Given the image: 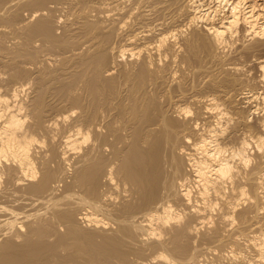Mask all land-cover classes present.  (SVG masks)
I'll list each match as a JSON object with an SVG mask.
<instances>
[{"label":"rangeland","instance_id":"374dc122","mask_svg":"<svg viewBox=\"0 0 264 264\" xmlns=\"http://www.w3.org/2000/svg\"><path fill=\"white\" fill-rule=\"evenodd\" d=\"M2 1V2H1ZM10 1H13V0H10ZM9 0H0V8L1 7H4V6H6L7 4V6H9L10 4L9 3H11ZM27 1V0H26ZM25 0H23V2L22 1H20V3L18 2V4L16 3V1L14 2L15 4V7H13L12 8V10H10L9 11V13L8 12H6V14L4 15L5 17H1L0 18V23H1V25H0V27H2V26H4V28H3V31L0 29V35L2 36H4V37H0V44L2 43V45L0 46V49H1V51H0V59L2 58V57H4V58H2L1 60H0V62L1 61H3L4 63H0V76H3V77H1L0 78V84H2L3 85V87H2V85H0L1 87H0V89H2V93H4V92H7V90H10V89H12L11 87H12V83H10V82H12L13 80H12V77H14L13 79L14 80H17V81H19L20 79L22 80V79H24V81H26V80H28V79H30V80H28L26 83H28V84H26V86H25V92H24V90L20 93L22 96H24V97H22V98H20V95H19V100H23L24 102H25V105L27 106H24V108L21 110V114H22V116H23V118H24V120H25V127L28 125V127L29 128H31L32 130V132H37L36 133V141L34 142V148H33V150H32V153L33 154H31V155H33L32 156V161L34 160L35 162H33V164L35 163V165H34V167L36 168L37 166H38V169L36 168L35 170L37 171V174L36 175H39V176H36L37 177V179L36 178H34L35 180H28V182H27V180H25L24 181V183H23V185H24V187H22L23 185H21V184H16V178H18V175H20V176H22L20 173H17L16 171H15V166L14 165H12V168L10 169V171H14V172H12V173H10L9 174V176L7 175V174H3L2 176H3V178H2V176H1V178H0V185L2 184V190H1V188H0V192L2 191H4L3 193H1L0 194V201H2V204H1V202H0V206L2 205H4L5 204V206H3V207H6V205L7 206H9V207H6V208H10L11 207V209H13V210H16L15 212L17 213H19L20 214V216L22 217H24V216H26V215H30V217L31 218H29V221L30 222H34V223H36L37 224V228L39 227V229L38 230H40V228H41V230L40 231H37V233L35 234V235H37V234H39L38 232H41V231H43V233H44V229L46 230V233L45 234H43V238H42V242H43V244L45 243H47L45 246L47 247V246H49L50 248L49 249H54V253H55V255H54V253H53V251H51L50 253H48V254H46L45 255V258H42V260L43 261H41V259H39V253L38 254H36V253H34V254H36V256L34 255V256H32L31 257V260H32V262L31 263H33V264H39V261H41V263L40 264H99L98 262H96V261H90V262H88L87 261V263H86V260H89V255L90 254H87L85 251H82L81 249H78L79 247H75L74 248V245H75V243H73V242H76L77 241V239H76V237H75V235H73V234H70V224H68V223H66L65 221H63L60 217H59V213H60V211H62V213L63 212H69V211H71V210H73V205H75L76 203V205L74 206V210L76 211V212H78V213H76L75 211V213L74 214H77V215H75V217L74 218H76V216L78 217V216H81L80 214L81 213H83V212H85V207H86V205L88 204H85V203H83L82 201V205H81V203H79L80 202V200H82L84 197H86V199H88V201L89 200H91V199H93L92 201H94V198H90V195L91 194H89L88 196H89V198H88V196H87V194L88 193H90L88 190H89V188H88V186H87V188H88V190L86 189V185L84 186V185H81V184H76V182L75 183H70V181H72L73 179H74V181H75V176L74 175H76V173L75 172H77L76 170H78V169H80V164H82L83 162H81V163H78L79 162V158L81 159V160H83L84 159V155L88 152V150H91V146H93L92 148L93 149H98L99 150V148H97L95 145H93L94 143H91V140H93V142H102V140H100V139H104V140H106L107 141V143H108V145H106L105 146V150H104V152H100V150L99 151H97L96 149V151H95V154H97V156H95L94 158L95 159H98V160H96V161H98V165H104L105 167H106V165H109V164H111V163H113V162H120V159H122V158H120V157H116V156H112V158L114 159V161L112 162H110V159H112V158H110L111 157V155H115V153L117 152H119L120 150H121V148H122V150L123 149H125L126 150V152H125V154L127 155V154H129V150L131 151L130 152V154L132 153V151H133V142L134 141H132V140H135V136L136 135H133L135 132V134H137V131H136V129H129V131L130 130H132L133 131V134H131V132L132 131H130V132H127V131H123V130H119L120 131V133H119V131H118V133H119V135H118V133H115L114 131V135H112V134H110L109 136L108 135H106L107 134V131H108V129L107 130H105L104 129V131L103 132H97L98 133V136H96L95 134H97L96 132L95 133H92L91 135V138H93V139H89V143L87 142V141H81V143L79 144L80 146L78 147V149L76 148V149H70L69 151H71V155H72V158H71V155L69 154V153H67V155H69V156H66V154H65V156H66V160L63 158V155H59V153H61V151L63 152L64 150H66V147L64 146V143H63V139L65 138V136L67 135V134H69V133H71L70 131H67V129L68 128H66L68 125L70 126V125H72V126H70L69 127V129H72V128H74L75 127V124H77L78 123V120H79V118H80V116H82V115H84L85 114V110H86V108L88 107L89 108V102H90V104H91V102H92V94L86 89V84H85V82H83V80L82 79H76V81H74L75 82V84L73 83V87H72V84H69L74 78H76L75 77V74H72L71 76L70 75H66V76H70V77H63V75H61L62 73H66V72H62V71H64V68H66V66H67V69H69V68H71V66H72V68H73V70L72 69H69V72L72 70V72H78L79 71V69H80V72H82L83 70H86L85 69V66H86V68H87V65H89V63L91 64V63H93L95 60H97L100 56H97L98 55V53L97 52H100L99 51V49L100 50H104V54H102V55H104L105 56V54H106V56L108 57V60H109V63H110V61L111 62H114L115 60V58H116V53L115 52H117V51H114V52H112L114 49H118V48H120V46L122 47L123 46V44L125 45V43H127V41H126V39L131 35V34H133V32H135V33H137V29L139 28V29H141V30H139L138 29V32H140V31H142L143 33H145L147 30H151L152 32H153V29H154V32H153V34H156V32H157V34L159 33L160 34V32L162 33V32H164L165 31V28H166V31L168 30H170V28L171 29H177L179 26V28L180 29H182L183 31H182V33L178 30V32L177 33H180V34H176L174 37H172L173 38V42L171 41L172 40V38L169 40V42H168V44L169 43H172V44H176V43H178L181 39H184L183 37L185 36V38H187V37H189V36H191L192 35V33H191V35H190V32L189 31H192V32H198V30H202V28H203V23H201V25L202 26H200V23L199 24H196L195 26H190V25H188L187 24V22H188V16H191L193 13H194V10L193 9H189L188 10V8L187 7H185L184 5L186 4V6L188 5L187 3H186V1H189L190 2V0H179V1H182V3L180 2L179 3V1L178 2H176V0H173V3H174V6L172 5L173 3H172V1L171 0H167L168 2H165L166 3V5L167 6H165L164 4H162L161 3V5H160V7L159 8H161V10H159V12H155L154 14H156V15H154L153 17H154V19H155V21H154V19L152 18V17H150L152 14H150V15H147V16H142L141 15V8H143L142 6V4L141 3H145L144 5V8L143 9H145V10H148V7H149V9L151 10V5H153L154 3H156L158 0H150L151 2H149V1H143V0H104L105 1V4H103V2H102V0H50L51 2H49V0H37V1H40V3H37V4H42V8H39L40 6L38 5H33V7H32V5H29L28 4V2H26ZM30 1V0H29ZM44 1H46L45 3H46V5H44L45 3H44ZM62 1V2H61ZM70 1V2H69ZM76 1V2H75ZM80 1H81V3H80ZM83 1V2H82ZM111 1V2H110ZM114 1H116L115 3L117 4V6H116V4L115 3H113ZM133 1V2H132ZM134 1H136V3L134 2ZM142 1V2H141ZM154 1V2H153ZM156 1V2H155ZM162 1H164V0H162ZM162 1H158V2H162ZM175 1V2H174ZM192 1V0H191ZM196 2H197V4H201V5H203V3H206V4H204L203 5V7L202 8H204V9H209L211 6L214 8L215 6H217L216 4H217V2H215L214 0H195ZM200 1V2H199ZM211 1V2H210ZM213 1V2H212ZM9 2V3H8ZM24 2H26V4L24 3ZM43 2V3H42ZM57 2H58V4H57ZM66 2H68L69 4L67 5V3ZM75 2V3H74ZM78 2V3H77ZM118 2V3H117ZM127 2V3H126ZM130 2V3H129ZM137 2H138V4L140 5V6H138V4H137ZM170 2H171V8H170ZM202 2V3H201ZM209 2V3H208ZM3 3V4H2ZM22 3H24V4H22ZM34 3V2H33ZM54 3V4H53ZM60 3H62V6H63V4L65 3L66 5H65V7L63 6V8H61L62 6H61V4ZM71 3H72V5H71ZM83 3V4H82ZM113 3V4H112ZM132 3V4H131ZM147 3V4H146ZM169 5H168V4ZM176 3V4H175ZM179 5H178V4ZM212 3V4H211ZM49 4V5H48ZM51 4L54 6H51ZM78 4V5H77ZM136 4H137V6H136ZM150 4V5H149ZM180 4H181V7H179L180 6ZM196 4V3H195ZM210 4H211V6H210ZM215 6H214V5ZM25 5V6H24ZM28 7H27V6ZM58 6V9H57V6ZM70 5V6H69ZM130 5V7L132 6V8H129L128 6ZM147 5V6H146ZM183 5V6H182ZM206 5V6H205ZM6 6V7H7ZM30 6V7H29ZM44 6H46V7H44ZM48 6V7H47ZM59 6H61V7H59ZM77 8H76V7ZM80 6V7H79ZM173 6V7H172ZM22 7V8H21ZM36 7V8H35ZM38 7V8H37ZM54 9H53V8ZM74 7V8H73ZM87 7V8H86ZM91 7V8H90ZM125 7H127V8H125ZM137 7H138V9H137ZM164 7V8H163ZM165 7H166V9H165ZM176 7V9H181V11L179 10V12H178V10H176V9H172V8H175ZM179 7V8H178ZM183 7H184V9H183ZM209 7V8H208ZM210 8V9H213V8ZM226 7H227V9H226ZM47 8V9H46ZM48 8H51V9H48ZM60 8V9H59ZM69 8V9H68ZM134 8V9H133ZM140 8V9H139ZM163 8V9H162ZM187 8V9H186ZM228 8H230V5H226L221 11H218V13H219V15H223V13H224V15H225V13H227V11H229L228 10ZM25 9V10H24ZM34 9L36 10V9H39V14H38V16L40 17V18H42L43 20L45 19V20H48L49 21V23L50 24H52V25H50V26H52V28L51 29H53V27H54V29H56L57 30V33H56V30L54 31V29H53V35H54V37H55V39H59L60 38V40H55L53 37L52 38H47V37H42L43 35H41V37H40V35H39V33L38 32H36L35 34H31V36L30 35H28L29 33H30V31L28 32V30L29 29H27L28 28V26L27 25H30V26H32L34 23L36 24L37 22H38V19H40L39 17H32L33 18V20H32V18H31V15H32V13H34L35 11H34ZM42 9V10H41ZM44 9V10H43ZM82 9V10H81ZM142 9V10H143ZM165 9V10H164ZM224 9H226V10H224ZM19 11V12H14V11ZM31 10H33L34 12H32ZM48 10H50L49 12H51L50 14H48ZM58 10V11H57ZM62 10V11H61ZM71 10V11H70ZM132 10V11H131ZM136 10V11H135ZM140 10V11H139ZM170 10V11H169ZM172 10V11H171ZM174 10H175V14H174ZM188 11L189 13H187V12H185V11ZM21 11V12H20ZM27 11V12H26ZM29 11V12H28ZM30 11H31V15H30ZM40 11H41V13L42 14H44L45 12L47 13V15H50V16H47V15H45L44 14V16H46V17H42V14L40 13ZM54 11V12H53ZM91 11H93V12H91ZM129 11V12H128ZM163 11V12H162ZM177 11V12H176ZM183 11V12H182ZM224 11V12H223ZM226 11V12H225ZM57 12V13H56ZM66 12V13H65ZM135 12H136V14H135ZM140 12V13H139ZM160 12L162 13V14H160ZM166 12V13H165ZM171 14V16H173V15H176L175 16V18H174V16H173V18L172 17H170V14ZM173 12V13H172ZM184 12H185V14H184ZM192 12V13H191ZM220 12H221V14H220ZM8 13V14H7ZM19 13V14H18ZM84 13V14H83ZM90 13H92V14H90ZM133 13V14H132ZM139 14V16H138V14ZM163 13H165V15H163ZM86 14V15H85ZM132 14V15H131ZM166 14H167V16H166ZM169 14V15H168ZM173 14V15H172ZM184 14V15H183ZM188 14V15H187ZM195 14V13H194ZM193 14V15H194ZM8 15V16H7ZM17 15L18 16H20V17H17ZM24 17H22V16ZM27 15V16H26ZM85 15V16H84ZM139 17H137V16ZM158 15V16H157ZM163 17H161V16ZM16 16V17H15ZM26 16V17H25ZM55 16V17H54ZM59 16V17H58ZM87 16H90V17H87ZM91 16H93V17H91ZM134 16V17H133ZM165 16V17H164ZM169 16V17H168ZM178 16V18H177V20H176V17ZM182 16V17H181ZM184 16V17H183ZM9 17V18H8ZM21 17H22V19H24V22L25 21H27L28 19V17H29V20H32V22L30 21V23H29V21H27V22H25V23H23L24 25H19L20 24V19H21ZM131 17V18H130ZM136 17V18H135ZM140 17H142L141 18V20H140ZM146 17V18H145ZM148 17V18H147ZM157 17L159 18V17H161V20H160V18L159 19H157ZM5 20H8V21H5ZM11 18V19H10ZM31 18V19H30ZM133 18H134V21H133ZM170 18H171V20H170ZM185 18V19H184ZM22 19H21V22H23L22 21ZM63 19V20H62ZM136 19V20H135ZM143 19V20H142ZM148 19H149V21H148ZM151 19V20H150ZM157 19V20H156ZM179 19V20H178ZM187 19V20H186ZM59 20H60V22H59ZM138 20V21H137ZM147 20V21H146ZM165 20H166V22H165ZM172 20H173V23H172ZM186 20V21H185ZM136 21V22H135ZM146 21V22H145ZM153 21V22H152ZM159 21V22H158ZM161 21V22H160ZM175 21V22H174ZM56 22V24H54ZM134 22V24H132ZM140 22V23H139ZM162 22H165V23H162ZM168 22V23H167ZM187 24H185V23ZM2 23H4V25L2 24ZM29 23V24H28ZM65 25H64V24ZM142 23V24H141ZM146 23H147V25H146ZM152 23V24H151ZM157 24V26H156V24ZM160 23H162V25H160ZM170 23V24H169ZM177 23V24H176ZM182 23V24H181ZM10 24V25H9ZM22 24V23H21ZM25 24H26V26H25ZM32 24V25H31ZM54 24V25H53ZM138 24L141 26V25H143L142 27H138ZM166 24H168V26H166ZM172 24V25H171ZM175 24V25H174ZM186 25V26H184V25ZM16 25H19L18 27L16 26ZM61 25H63V26H61ZM68 25H69V27H68ZM145 25V26H144ZM151 25V26H150ZM154 25V26H153ZM179 25V26H178ZM8 28H7V27ZM61 26V27H60ZM131 26V27H130ZM137 26V27H136ZM162 26V27H161ZM177 26V28H175ZM17 27V28H16ZM26 27V29H24ZM56 27V28H55ZM59 27V28H58ZM147 27V28H146ZM151 27V28H150ZM154 27V28H153ZM155 27L157 28L156 30H155ZM168 27V28H167ZM186 29H185V28ZM188 27V28H187ZM190 27V28H189ZM7 28V29H6ZM14 28V29H13ZM21 28V29H20ZM69 28V29H68ZM131 30H130V29ZM144 28H146V29H144ZM149 28V29H148ZM164 28V29H163ZM178 28V29H179ZM196 29V30H193V29ZM199 28V29H198ZM4 29H6L5 31H4ZM65 29H67L66 31H65ZM114 29V30H113ZM123 29H124V31H123ZM133 29V30H132ZM160 29H161V31H160ZM8 30V31H7ZM11 30V31H10ZM13 30H14V32H13ZM25 30V31H24ZM103 32H102V31ZM105 30H106V32H105ZM119 30V31H118ZM184 30L187 32H184ZM1 31L3 32L2 34H1ZM18 33H17V32ZM59 31V32H58ZM123 31V32H122ZM126 31V32H125ZM145 31V32H144ZM173 31V30H172ZM97 32H99V33H97ZM114 32H116V34L114 33ZM118 32V33H117ZM142 32H140V33H138V34H142ZM200 33H201V36H203L204 37V40L206 41V42H208V40H209V36L207 37L206 36V34H204L205 32L202 30V31H199ZM5 33V34H4ZM10 33V34H9ZM55 33V34H54ZM64 33V34H63ZM99 35V38H98V40L96 39V42H95V40L94 39H92V38H94V37H96V36H98L97 34ZM110 33V34H109ZM131 33V34H130ZM183 33H186V34H183ZM242 31H240V33L234 38V40H232L231 41V43L233 44V45H231V44H229V46L226 48L225 47V49H219V50H212V48H214L215 49V47H210V45H209V47H206L207 49H209V51H211V52H209V51H207V54H206V49H205V47H200L201 48V50H200V48H199V51H198V55L197 56H191L190 55V53H189V50L187 49V47L185 46V41L186 40H184V41H180L181 42V44H180V42L177 44V46H178V50H177V46L175 45V46H173L174 48H176V49H174L173 47H172V45L170 44V45H168L167 44V46H166V49H167V51H166V49H164V53H162V56L161 55H156V54H152V56H154V57H150V59H149V62H151V61H153V63L154 62H156V61H158V62H156L155 64H153L152 63V67L155 69V66H157L156 67V69H158V67H160L159 68V70H158V72H159V75H160V77L161 78H163L164 76V80L162 79V81H167V79H168V81L166 82V84H165V82H163V84H164V88L163 89H161L158 93H157V95H156V97L157 96H159L160 94V99H159V97L158 98H155V101H154V99L152 100V101H149V103H150V105H151V108L153 109V111H154V108H155V110H157L158 108H159V106H161V108H163V109H165V110H167V112L169 111V110H171V108H172V111H170V112H168V115L171 117H177L178 119L180 118V120L181 121H184L185 123H189V121L192 123V122H195V121H199L198 123H200L199 124V126L201 127L202 126V124H203V122H207L208 123V119L204 116L203 117V115H201L202 114V112H204L205 110V108H204V106H205V103L211 98V97H213V96H215V97H217V98H223V100L221 99V101H222V103L224 104V100H225V102L227 103L226 105H225V107L227 108V109H229V111H230V109H231V111H230V113L228 114V116L230 115L231 116V149L232 148H234L235 146L237 147L238 145L237 144H240L241 142H242V140H244V139H246L248 136H249V138H251V136H258V135H260L261 133H263V128H262V122H263V118H264V82H262L261 80H262V73H261V70L259 69V65H257L258 64V61L257 60H259V57H264V48H255L254 47V49L253 48H251V47H245V46H248V45H250L251 43H252V40L250 39V37H248V38H245V37H242ZM15 34V35H14ZM18 34H19V38H18ZM25 34V35H24ZM63 34V35H62ZM96 34V35H95ZM103 34V35H102ZM130 34V35H129ZM187 34H189V35H187ZM204 34V35H203ZM10 35V36H9ZM24 35V36H23ZM93 35H95V36H93ZM108 35V36H107ZM122 35V36H121ZM129 35V36H128ZM178 35V36H177ZM179 35H183V36H179ZM14 36V37H13ZM21 36V37H20ZM57 36V37H56ZM105 38H103V37ZM109 36L111 37V38H109ZM239 36V37H238ZM6 37V38H5ZM33 37V38H32ZM34 37H35V39H34ZM63 38V40H62V38ZM101 37V38H100ZM118 37V38H117ZM152 39H153V37L152 36H150ZM3 38V39H2ZM32 38V39H31ZM39 38V39H38ZM175 38V39H174ZM242 38V39H241ZM24 39V40H23ZM48 39H49V41H48ZM112 39V40H111ZM119 39V40H118ZM239 39V40H238ZM243 40V41H241V40ZM7 40V41H6ZM22 40V41H21ZM28 40V41H27ZM33 42H32V41ZM38 41L37 42V44H35L36 46H34L33 44H34V42L36 43V41ZM91 40V41H90ZM110 40V41H109ZM115 40V41H114ZM148 40V39H147ZM177 40H178V42H177ZM236 40V41H235ZM248 40H249V42H248ZM251 40V41H250ZM2 41V42H1ZM6 41V42H5ZM18 41V42H17ZM21 41V42H20ZM56 42V43H58V44H56V43H49V42ZM86 41V42H85ZM90 41V43H88ZM94 41V42H93ZM100 41H102V42H100ZM124 43H123V42ZM126 41V42H125ZM171 41V42H170ZM176 41V42H175ZM240 41V42H239ZM246 42V45L243 47L242 46V44H244L245 42ZM119 42V43H118ZM184 42V43H183ZM243 42V43H242ZM27 43V45H25ZM33 43V44H32ZM47 43V44H46ZM61 43H62V45H61ZM85 43V44H84ZM91 43H95V45H93V44H91ZM99 44V45H97V44ZM101 43V44H100ZM115 43V44H114ZM209 43V42H208ZM23 44V45H22ZM29 44V45H28ZM31 44H32V46H31ZM55 45V46H52V45ZM90 46H94V47H89L88 45ZM104 46H103V45ZM106 44V45H105ZM110 44V45H109ZM112 44V45H111ZM121 44V45H120ZM7 47H6V46ZM57 45V46H56ZM59 45H60V47H59ZM79 45H80V47H79ZM82 45H86L85 47L87 48H85L84 46L82 47V49H81V51H80V48H81V46ZM26 46H27V48H26ZM32 48H31V47ZM53 47V49H52V47ZM63 46V47H62ZM98 47V48H96V47ZM109 46V47H108ZM114 46H116V47H114ZM118 46V47H117ZM171 46V47H170ZM180 46H182V47H180ZM4 47H6L7 48V50H6V48H4ZM18 47V48H17ZM55 47V48H54ZM68 47V48H67ZM105 47H107L106 49H105ZM113 48L112 50H107V49H110V48ZM168 47H170V48H168ZM180 47V48H179ZM25 48V49H24ZM36 48V49H35ZM57 48V49H56ZM60 48H62V50L60 49ZM67 48V49H66ZM71 48V49H70ZM83 48H84V50H83ZM88 48L90 49V48H93V50L92 51H90V52H93L94 54L92 55V57H91V59H87V57L86 56H84V58L85 59H87V61H85L86 63L88 62V64H85L83 61L81 62V63H84V64H80V63H77L78 62V60H77V58H76V61H74L75 60V57H73V55L77 52L78 54H85V55H89V53L87 52V50H88ZM102 48V49H101ZM104 48V49H103ZM172 48V49H171ZM182 48V50H180ZM204 48V49H203ZM248 48H250V49H253V50H250V49H248ZM12 49V50H11ZM41 51H40V50ZM43 49V50H42ZM52 51H51V50ZM65 51H64V50ZM74 49V51H76V52H73L72 50ZM116 49V50H117ZM169 49H171V50H169ZM68 50H70V51H68ZM82 50H83V53H81L82 52ZM86 50V52L87 53H84V51ZM95 50V51H94ZM107 50V51H106ZM119 50V49H118ZM176 52H174V51ZM204 50V51H203ZM238 50H240V51H238ZM245 50V51H244ZM23 51V52H22ZM28 51V52H27ZM60 53V55H61V57L59 56L58 58L57 57H55V56H58L59 55V53ZM62 51H64V53L62 52ZM170 51H172L173 52V54L170 52ZM180 51H182V52H180ZM184 51H186V52H184ZM200 51H203V52H205L204 54L203 53H201ZM217 51H218V57H217V55H216V53H217ZM3 52V56L1 55V53ZM9 52H11V53H9ZM20 52V53H19ZM26 52V53H25ZM52 52V53H51ZM71 52V53H70ZM72 52H73V54H72ZM109 52V53H108ZM166 52L168 53V52H170L169 54H166ZM200 52V53H199ZM216 52V53H215ZM255 52V53H254ZM258 52H259V56L257 55L258 54ZM9 53V54H8ZM25 54V55H23V54ZM39 53V54H38ZM49 53V54H48ZM56 54V55H54V54ZM66 53H67V55L69 54L71 57H69V56H67L66 55ZM77 53H76V55H77ZM113 54V55H111V54ZM114 53H115V55H114ZM174 53H175V55H174ZM188 55H187V54ZM208 53H213L215 56H214V58H215V60H214V58H213V54H211V55H208ZM222 53V54H221ZM223 53H224V55L226 56V57H224V55H223ZM225 53H227V54H225ZM229 53V54H228ZM257 53V54H256ZM34 54H36V55H34ZM48 54V55H47ZM50 54H52V55H50ZM62 54L64 55V58H66V56L67 57H69V58H74V59H71V61H69L70 62V64H68L67 65V62L68 61H65V59L63 58V56H62ZM92 53H90V55H91ZM101 54H99V55H101ZM126 54H129V53H126ZM164 54V55H163ZM170 54H172V56L170 55ZM183 54V56H181ZM220 54V55H219ZM255 54V55H254ZM45 55H47V56H49V57H46V58H43V57H45ZM110 55V56H109ZM177 55V56H176ZM202 55V56H201ZM204 55V56H203ZM208 55V56H207ZM222 55H223V57H224V59H223V57H222ZM25 56V57H24ZM34 56V57H33ZM51 56V57H50ZM54 56V57H53ZM75 56V55H74ZM113 56V57H112ZM114 56H115V58H114ZM129 56V55H128ZM128 56H126V55H124L123 57H124V59H125V57H126V61L124 60V62L122 61L123 59H122V57H121V61H119V63H124V64H121V69L124 71L125 69V72H132L133 70H134V72L136 71L137 72V70H138V72H137V74H138V76L140 75V73H142L141 74V76L139 77L141 80H139V82L140 81H142L143 79H146V81H149V79L147 78V76L148 77H150L151 78V76L153 77V75H157L158 74V72L157 73H152L153 75H151V74H148L147 72V70H149L150 72L149 73H151L152 71L154 72V69L151 67V68H149V66H148V64H149V62L148 63H144L145 61H143L144 60V57H143V55L141 54V57L143 58H141L140 56L137 58V56H136V58H135V56L134 57H128ZM158 56V57H157ZM163 56H166L167 58H165V57H163ZM168 56H171V58L170 57H168ZM188 56V57H187ZM210 56H212V58L210 57ZM227 56H229L228 58H227ZM258 58H256V57ZM31 57V58H30ZM37 57V58H36ZM40 57H41V61H40ZM110 57H112V58H114L113 60H112V58H110ZM128 57V58H127ZM159 57H161L162 58V61L160 60L161 58H159ZM175 57V58H174ZM182 57V58H181ZM222 58V61H224V62H222L221 61V58ZM254 57V58H253ZM21 58H23V59H21ZM88 58H90V57H88ZM130 58H131V60H130ZM156 58H159L158 60H156ZM165 58V59H164ZM172 58H174V59H172ZM187 58H191V59H188L187 60ZM195 58V59H194ZM256 58V59H255ZM4 59H6V61L4 60ZM15 59V60H14ZM27 59V60H26ZM52 59V60H51ZM68 58H66V60H67ZM134 59H135V61H134ZM152 59V60H151ZM154 59V60H153ZM167 59V60H166ZM178 61H177V60ZM194 59V60H193ZM213 59V60H212ZM227 59V60H226ZM9 60V61H8ZM17 60V61H16ZM45 60H48L49 62L47 63V65H46V61ZM54 60V61H53ZM59 62H58V61ZM64 60V61H63ZM89 60H92V62L91 61H89ZM128 60H130L131 61V63H129V61ZM132 60L135 62V64L137 63L138 65H139V67H138V65H137V67H136V65L134 66V62H132ZM151 60V61H150ZM160 60V61H159ZM176 61V62H178V65H177V63H175V62H173V63H175V64H173V63H171L172 61ZM199 60H201V61H199ZM203 60V61H202ZM22 63H21V62ZM24 61V62H23ZM26 61V62H25ZM28 61V62H27ZM32 62V64L34 63V64H36V61L38 62V64H36L35 66H34V64L32 65V64H30L31 62ZM34 61V62H33ZM40 61V62H39ZM42 61H44L43 63L44 64H42L41 65V67L39 66V64H41V62ZM56 61V62H55ZM73 61V62H72ZM136 61H138V62H136ZM139 61H141V62H139ZM165 61V62H164ZM169 61V62H168ZM171 61V62H170ZM182 61V62H181ZM184 61V62H183ZM196 61V62H195ZM210 61V62H209ZM214 61V62H213ZM217 61V62H216ZM221 61V62H220ZM226 61V62H225ZM228 61H230V63L228 62ZM17 62V63H16ZM54 64H53V63ZM58 62V63H57ZM68 62V63H69ZM125 62H126V64H127V62H128V64H127V66H129V64H131L129 67H127L126 65H125ZM160 62V63H159ZM199 62H201V63H199ZM216 62V63H215ZM7 63V64H6ZM25 65H24V64ZM28 63V64H27ZM56 63V64H55ZM66 65H65V64ZM75 63V64H74ZM143 63V64H142ZM161 63H163V68H162V64ZM164 63H165V65H164ZM168 63V64H167ZM170 63V64H169ZM184 63V64H183ZM213 63V64H212ZM219 65H218V64ZM257 63V64H256ZM13 64V65H12ZM30 64V65H29ZM60 64H61V66H60ZM72 64V65H71ZM77 64V65H76ZM112 64V63H111ZM140 64H142L141 66H140ZM145 64L147 65V67H145ZM160 64V65H159ZM224 64V65H223ZM225 64H226V66H225ZM227 64H228V66H227ZM3 65V66H2ZM58 65H59V67H61V68H59L58 67ZM70 65V66H69ZM84 65V66H83ZM124 65L128 68V69H130L131 67L133 68H131L130 70H128L126 67L124 68ZM159 65V66H158ZM167 65H169V67L167 66ZM230 65V66H229ZM6 66H8V67H6ZM46 66V67H45ZM74 66V67H73ZM76 66V67H75ZM171 66V67H170ZM174 66V67H173ZM178 66V67H177ZM182 66V67H181ZM211 66H212V68H211ZM6 67V68H5ZM13 69H12V68ZM29 67V68H28ZM64 67V68H63ZM79 67V68H78ZM83 67V68H82ZM135 67V68H134ZM165 67V68H164ZM168 67V68H167ZM177 67V68H176ZM214 67V68H213ZM229 67V68H228ZM230 67L232 68V69H230ZM2 68V69H1ZM15 68V69H14ZM17 68V69H16ZM38 70H37V69ZM40 68H41V70L43 71V72H41L40 71ZM51 68V69H50ZM58 68V69H57ZM138 68V69H137ZM142 68H144V69H142ZM171 68V69H170ZM227 68V69H226ZM235 68V69H234ZM47 69V70H46ZM74 69H76V70H74ZM82 69V70H81ZM140 69H142V70H140ZM145 69H146V71H145ZM153 69V70H152ZM165 69H168V70H166L165 71ZM231 70V71H229V70ZM11 70V71H10ZM30 70H31V72L32 73H30ZM34 70V71H33ZM39 73L38 75L37 74H34V73H37L36 71ZM78 70V71H77ZM128 70V71H127ZM15 71V72H14ZM40 71V72H39ZM46 71V72H45ZM50 71V72H49ZM54 71V72H53ZM58 71V72H57ZM140 71V72H139ZM143 71H145V72H143ZM164 71V72H163ZM168 71V72H167ZM172 71H173V73H172ZM175 71H176V73H175ZM3 72V73H2ZM29 72V73H28ZM49 72V73H48ZM56 73V75L54 74V75H52V74H50V73ZM62 72V73H61ZM155 72H156V70H155ZM161 72V73H160ZM165 72H167V73H165ZM169 72L170 73H172V74H169ZM41 73V74H40ZM165 73V74H164ZM7 76H5V75ZM10 74V75H9ZM13 74V75H12ZM14 74L15 75H17L16 77L14 76ZM29 74H31V75H29ZM34 74V75H33ZM44 74V75H43ZM46 74V75H45ZM49 74V75H48ZM58 74V75H57ZM60 74V75H59ZM146 74H148V75H146ZM9 75V76H8ZM22 76V78H21V76ZM33 75V76H32ZM39 75H41V77H46V76H48V77H46L47 79H48V82H46L45 80H47V79H44V78H42V81H41V79H40V76ZM77 75H79L78 73H77ZM76 75V76H77ZM146 75V76H145ZM170 75V76H169ZM174 75H176V76H174ZM184 75V76H183ZM20 76V77H19ZM50 76V77H49ZM57 77V80H56V77ZM60 76H62V77H60ZM120 76V77H119ZM168 76V77H167ZM5 77V78H4ZM8 77H10V78H8ZM33 77V78H32ZM52 77H54L55 79H53L52 80ZM59 77V78H58ZM73 79H72V78ZM116 77H117V82H118V85H120L121 86V84L123 85L124 83H125V81H124V78H123V75L122 74H116ZM146 77V78H145ZM171 77V78H170ZM175 77V78H174ZM18 78H19V80H18ZM28 78V79H27ZM33 79V82H32V79ZM62 78H65V79H63V80H61ZM66 78H68V79H70V81L68 80V79H66ZM173 78H174V80H173ZM178 78H180L179 80H180V82L178 83ZM4 79V80H3ZM59 79V80H58ZM72 79V80H71ZM166 79V80H165ZM1 80H3V83H2V81ZM6 80V81H5ZM8 80H10V81H8ZM20 80V81H21ZM35 80H37L36 82H35ZM43 80L45 81V82H43ZM62 82H61V81ZM78 80V81H77ZM173 80V81H172ZM176 80H177V82H176ZM186 80V81H185ZM23 81V80H22ZM58 81H60V82H58ZM65 81H67V82H65ZM175 81V82H174ZM185 81V82H184ZM5 82H7V83H9V87H8V85H6V83ZM14 82H16V81H14ZM39 82H42V83H39ZM54 82V83H53ZM56 82H58V84L56 83ZM63 82L64 83H68L70 86H67L66 88H67V90H63V89H61V87H62V85H63ZM77 82V83H76ZM171 82V83H170ZM262 82V83H261ZM25 83V82H24ZM61 85H60V84ZM79 83V84H78ZM84 83V84H83ZM147 83H149V82H146V84ZM167 83H169V84H167ZM40 84V85H39ZM57 85V87H58V89L56 90V85ZM80 85V86H77V85ZM83 84V85H82ZM178 84V85H177ZM184 84V85H183ZM4 85H6V86H4ZM29 87H28V86ZM34 85V86H33ZM48 85V86H47ZM180 85H183V86H180ZM60 86V87H59ZM75 86V87H74ZM124 86V85H123ZM122 86V87H123ZM148 86V85H147ZM167 86H168V88H167ZM172 86V87H171ZM180 86V87H179ZM5 87H7V89H5ZM55 87V88H54ZM85 87V88H84ZM176 87H178V88H176ZM186 87V88H185ZM29 88V89H28ZM69 88H70V91H69ZM77 88V89H76ZM166 88H167V90H166ZM28 89V90H27ZM54 89V90H53ZM59 89H61V91H63L64 93H62ZM5 90V91H4ZM58 90L60 91V92H58ZM182 90V91H181ZM186 90V91H185ZM11 91V90H10ZM28 91V92H27ZM39 91V92H38ZM85 91H86V93H85ZM165 91L167 92V91H169V92H167L168 93V95H167V93H165ZM9 92V91H8ZM55 92V93H54ZM163 92V93H162ZM171 92V93H170ZM241 92H244V93H241ZM60 93V94H59ZM72 93V94H71ZM75 93L77 94V95H75ZM89 93V95L87 96L86 94H88ZM160 93V94H159ZM164 93L166 94V95H164ZM170 93V94H169ZM28 94V95H27ZM64 96H63V95ZM81 94V95H80ZM91 94V95H90ZM230 94V95H229ZM262 94V95H261ZM35 95H37V96H35ZM70 95V96H69ZM73 95V96H72ZM229 95V96H228ZM59 96H61V97H59ZM76 96L78 97V99L76 98ZM166 96V97H165ZM198 98H197V97ZM209 96V97H208ZM226 96H227V98L228 99H230V100H228L227 98H226ZM263 96V97H262ZM59 97V98H58ZM70 97V98H69ZM74 99H73V98ZM82 97V98H81ZM89 97V98H88ZM163 97H164V99H163ZM231 97V98H230ZM249 97V98H248ZM254 97H255V99H254ZM170 98V99H169ZM174 98V99H173ZM197 98V99H196ZM207 98H208V100H207ZM225 98V99H224ZM243 98V99H242ZM260 98V99H259ZM27 99V101H25V100ZM38 99H40V100H38ZM73 99V101H71ZM81 99V100H80ZM89 99H90V101H89ZM159 99V100H158ZM168 99V100H167ZM177 99V100H176ZM200 99V100H199ZM227 99V100H226ZM18 100V99H17ZM18 100V101H19ZM60 100V101H59ZM69 100V101H68ZM78 100V102H76V101ZM170 100V101H169ZM176 100V101H175ZM200 101V102H202L201 104H200V102H198V101ZM205 100V101H204ZM207 100V101H206ZM35 101V102H34ZM41 101V102H40ZM56 101V102H55ZM62 101H63V103H62ZM157 101V102H156ZM164 101V102H163ZM167 101V102H166ZM171 101H172V104H171ZM229 101H231V103L229 102ZM246 101V102H245ZM67 102V103H66ZM75 102H76V104H75ZM85 102V103H84ZM152 102V103H151ZM160 102V103H159ZM167 104H166V103ZM169 102V103H168ZM196 102H197V104H196ZM205 102V103H204ZM38 103H39V105H38ZM50 103V104H49ZM62 103V104H61ZM65 103V104H64ZM70 103V104H69ZM157 105H159V106H157ZM204 103V104H203ZM230 103V104H229ZM65 106H64V105ZM72 104V105H71ZM75 104V105H74ZM86 104H88V106L86 105ZM153 104H155V105H153ZM168 104H170V106L168 105ZM175 104H176V106H175ZM203 104V105H202ZM60 105V106H59ZM63 105V106H62ZM84 105V106H83ZM86 105V106H85ZM167 105H168V107H167ZM178 105H180L181 107H179ZM202 105V106H201ZM29 106H31V107H29ZM58 106V107H57ZM75 106V107H74ZM80 106V107H79ZM153 106H154V108H153ZM157 106V107H156ZM163 106V107H162ZM166 106V107H165ZM173 106H175V108L173 107ZM230 108H229V107ZM34 109H33V108ZM56 107H57V109H56ZM73 107V108H72ZM179 107V108H178ZM200 107V108H199ZM27 108V109H26ZM38 109V110H36V109ZM47 108V109H46ZM82 108L83 109H85V110H82ZM88 108H87V111H88ZM167 108V109H166ZM176 108H178V109H184L183 111H182V115L181 114H178V113H174V111L175 110H177ZM204 108V109H203ZM29 109V110H28ZM31 109V110H30ZM49 109H51V110H49ZM62 109V110H61ZM75 109V110H74ZM80 109V110H79ZM90 109V108H89ZM173 109H174V111H173ZM200 109V110H199ZM28 110V111H27ZM49 110V111H48ZM82 110V111H81ZM203 110V111H202ZM26 111V112H25ZM46 113H45V112ZM112 111V110H111ZM152 111V112H153ZM44 112V113H43ZM50 112V115L48 114ZM52 112V113H51ZM174 114H173V113ZM201 112V113H200ZM23 113H25V114H23ZM84 113V114H83ZM40 114V115H39ZM46 114V115H45ZM48 114V115H47ZM171 114V115H170ZM57 115V116H56ZM68 115V116H67ZM175 115V116H174ZM184 115V116H183ZM64 116H65V118H64ZM79 116V117H78ZM189 116V117H188ZM202 116V117H201ZM39 117V118H38ZM40 117L42 118V119H40ZM56 117H59V118H56ZM62 119H61V118ZM55 118V119H54ZM64 118V119H63ZM75 118V119H74ZM78 118V119H77ZM117 118H119V117H116V118H111L110 120H113L111 123H113L114 121L116 122L115 124L116 125H118V126H121V124H122V121H120L119 119H117ZM202 118H203V120H202ZM40 119V120H39ZM53 119H54V123L52 122L53 121ZM57 119H58V121H57ZM69 119V120H68ZM77 119V120H76ZM197 119V120H196ZM201 121H200V120ZM205 119H207V120H205ZM49 120H51V121H48ZM74 120V121H73ZM76 120V121H75ZM118 122H121V123H118ZM42 122L43 124H42V128H40L39 130L37 129V126H38V124H39V122ZM47 122V124H46V122ZM55 121H56V123H55ZM67 121V122H66ZM75 122H77V123H75ZM44 123H45V126H44ZM72 123V124H71ZM118 123V124H117ZM202 123V124H201ZM34 124V125H33ZM49 124V125H48ZM63 124V125H62ZM67 124V125H66ZM74 124V125H73ZM51 125V126H50ZM54 125H56V126H54ZM114 127L116 126V125H114V123L112 124ZM65 126V127H64ZM118 126H116L117 127V129H118ZM44 127H45V129H44ZM50 127V128H49ZM48 128V129H47ZM54 128V129H53ZM56 128V129H55ZM58 128V129H57ZM64 128V129H63ZM37 129V130H36ZM50 129V130H49ZM52 129V130H51ZM84 129V128H83ZM121 129V128H120ZM34 130V131H33ZM60 130H62V131H60ZM134 130H135V132H134ZM39 131V132H38ZM46 131V132H45ZM54 131V132H53ZM56 131V132H55ZM122 131H123V133H122ZM189 131V133H191V135H194V132H192V130H188ZM35 132H34V134H35ZM61 132V133H60ZM68 132V133H67ZM105 132V133H104ZM127 132V133H126ZM51 133V134H50ZM54 135H53V134ZM59 133H60V135H59ZM112 133V132H111ZM122 133V134H121ZM126 133V134H125ZM128 133H130V134H128ZM246 133V134H245ZM38 134V135H37ZM45 134V135H44ZM56 134H58V135H56ZM108 134H109V132H108ZM116 134H117V136H120L119 138H117L116 137ZM245 134V135H244ZM252 134V135H251ZM48 135V136H47ZM100 135L102 136V138L100 137ZM126 135H129V136H126ZM131 135H133L132 137H133V139H132V137H131ZM251 135V136H250ZM63 136V137H62ZM94 136V137H93ZM112 136H113V138H112ZM121 136H122V138H121ZM53 137H55V138H53ZM58 137V138H57ZM96 137V138H95ZM98 137H99V140H96V139H98ZM130 138V139H128V138ZM164 137V138H163ZM194 137H195V135H194ZM194 137H192V138H194ZM49 138H50V140L53 138V140H49ZM106 138H108V139H106ZM117 138V139H116ZM121 138V139H120ZM160 139H163V140H161L160 141V139H158L159 140V142H158V140H156V142L155 143H162V146H163V148L161 147L160 149V151H161V153L163 154V153H165L166 154V150L168 149H166V147H168V140L165 138V136H161V137H159ZM243 138V139H242ZM39 139V140H38ZM120 139V140H119ZM129 140L128 142H127V140ZM165 139V140H164ZM248 139V138H247ZM54 140H56L55 142H54ZM61 142H60V141ZM113 142V144H114V146H113V144H112V142ZM116 142V144L118 145H122V147H120V146H118L117 147V145L115 144V142ZM122 140H125V141H123L124 142V144L121 142V143H119V141H122ZM249 140V139H248ZM109 141V142H108ZM241 141V142H240ZM50 142H51V144H50ZM164 142H166V144L164 143ZM52 143H53V145H52ZM157 143V144H158ZM88 144V145H87ZM125 144H127V146L125 145ZM159 144V145H160ZM164 144V145H163ZM50 145V146H49ZM60 145H63V146H60ZM97 145H98V143H97ZM132 146V147H130V146ZM166 145V146H165ZM250 145V146H249ZM249 149H248V151L246 152V153H248L247 154V157H246V161L245 160H242L241 158H239V156H236V157H232L231 159H232V161H231V164L234 166L233 167V172H232V174H234V173H236V175H232L233 176V178H232V176H231V192L230 191H228L227 189L229 188L227 185H226V187H224V190H225V192L227 193V195H226V197L224 196V197H221L220 195H215L214 193H209V194H207V196H202V194H199V193H201V191H203V190H201V188H199V187H202V184H200V185H198V182H196V180L194 181V179L192 180V178H194V176L192 175H190V174H188L187 176L189 177V175H190V177L191 178H188V180H187V184H188V186H189V188L190 189H192L191 191H192V198H194L195 200H193L194 201V203L192 202L191 204L193 205V204H195V205H197V207L198 208H202V207H204L205 205H207V203H209V204H211V205H209L210 206V208L207 210V212H204V210H203V212H204V214H202V216H205L206 218L204 219H202L201 217L199 218V216L197 215V213L195 214L194 212H192V210L190 209V211H188L187 210V208H185V209H183L185 206H183V205H181V201H180V199H181V197H179V196H176L177 198H179V199H177L176 197V199L177 200H179L180 201V203L179 204H177L179 201H177L176 199H173L172 198V203H173V205L176 203V207L175 208H178L177 206L179 205V208L181 209V211H182V215L183 216H187V218H188V220L185 218L184 220V222L186 223V221H187V223L189 222V219H191L190 220V222H194V223H190L189 222V225L188 226H190L191 224L193 225V224H196V226H197V222L199 223L198 224V226H199V228H197L196 226V228L194 227V225L193 226H190V229L191 228H193V232H191V230H186V229H184V234L186 235V233H187V236H185L184 234L181 236V237H179V239L181 240V242L179 243V241L180 240H178L177 238H178V236L176 237V235L178 234V233H176V229L178 230V227H177V223H175V227H177V228H175V227H173V226H169L170 224L171 225H174V224H172L173 223V221H172V223H168L169 225H167V224H163V223H161V225L163 224V226H161V229H162V231H161V229H160V226H158L157 224L155 225V227L158 229L156 232L159 234V232H160V236L157 234V236L158 237H160L161 239L163 238V241L159 238V239H157L158 237L156 236V234H148V233H151L150 231H146L147 232V234L148 235H145V237L147 238V239H145V237H144V239H143V241H144V245H143V242L142 241H140V240H138L137 239V236H135L136 238H134L135 240H133V238H129V237H125V239H127V241H128V244H132V243H134L135 241L137 242L136 244H137V246H136V248H139V249H141V251H142V253H140L141 251H139V253H140V255H138V253H134L133 254V256H130V255H132V253L131 252H129V255L127 254V256H128V258H127V256H126V254H125V257L124 258H126V259H118L116 262H119L118 264H120L121 262H123V263H121V264H131V263H136V264H141V259L142 258H154L155 256H157L158 254H159V251L160 252H164L165 250V252H166V254H170L169 256L170 257H174L175 259H182V257L184 256L185 258H186V256H188L187 258H190V260H192V262L194 263L195 262V264H222L223 263V261H221V260H223V258H221V257H223L224 256V262L225 263H223V264H228L229 263V261H230V254H231V256L232 255H234V254H236L237 253V255H238V253H239V256H242V257H246V256H248V257H246L245 259L248 261V259H249V261H253V260H255V258H253L254 257V252H253V248L251 247V246H249V243H247V241H248V238L250 237V236H254L255 234L256 235H260V234H258V232L259 233H261V234H263L261 231H263L264 232V208H262V207H264V198L261 196V194L264 196V186H263V184H264V159H262V158H264V147H258L259 148V150H258V148L257 147H253V146H255V145H253L252 144V146H251V143H249ZM50 148H49V147ZM57 146H58V148H60V149H58L57 148ZM82 146H84V147H82ZM123 146H124V148H123ZM126 146V147H125ZM165 146V147H164ZM63 148V150H62V148ZM81 147V148H80ZM89 147V148H88ZM95 147V148H94ZM108 147L110 148V149H108ZM116 147V148H115ZM119 147H120V149H119ZM160 147V146H159ZM35 148H37V149H35ZM41 148V150H39V149ZM47 148H49V149H51V148H53V149H51V152H49V149H47ZM80 148V149H79ZM83 148V149H82ZM112 148L115 150V151H113L112 150ZM128 148V149H127ZM43 149V150H42ZM56 149H58V151L56 150ZM81 149H82V151H85V152H83L82 154H81ZM117 149V150H116ZM164 149H165V151H164ZM38 150V151H37ZM77 150H79V153H80V155H81V157H75L76 155L78 156L79 155V153H78V151ZM87 150V151H86ZM107 150H109V151H111V152H107ZM119 150V151H118ZM44 151V152H43ZM53 151V152H52ZM57 153H56V152ZM77 151V152H76ZM101 151H103V149H101ZM36 152H38V153H36ZM46 152L47 153H49V154H47L48 155V157H47V155H46ZM74 152H76L75 154H74ZM107 152V153H106ZM100 153H102V155H98V154H100ZM113 153V154H112ZM38 154V155H37ZM43 154V155H42ZM52 154V155H51ZM62 154V153H61ZM104 154L107 156V157H105L104 156ZM110 154V156H108V155ZM165 154H163L164 155V157H165ZM46 155V156H45ZM59 155V156H58ZM79 155V156H80ZM45 157H47V158H45ZM96 157H98V158H96ZM103 159H102V158ZM114 157H116V158H114ZM34 158H36V159H34ZM39 158V159H38ZM59 158V159H61V160H57V159ZM76 158V159H75ZM99 158H101L103 161H101V159H99ZM40 159H43L44 160V162L42 161V163L44 164H41V161L39 162V160ZM63 159V160H62ZM69 159H73V161H69ZM75 159V160H74ZM116 159V160H115ZM46 160V161H45ZM57 160V161H56ZM65 160V161H64ZM100 160V161H99ZM109 160V161H108ZM118 160V161H117ZM49 163H48V162ZM62 161L63 162H65V164L63 163L62 164ZM75 161V162H74ZM95 161V162H96ZM104 161H106V162H108V163H106V164H104L105 162ZM9 162H11V164H12V161H9ZM72 164H71V163ZM76 162H77V164H76ZM88 162V161H87ZM101 162V163H100ZM116 163V165L114 164V166H115V168H118V171H114L115 173L113 174V177H114V179L113 180H115L116 182L114 183V181L112 180L111 182L110 181H108L106 178H104V176H103V174L105 173V167L103 168V166H102V168L103 169H93L94 170V172L92 173V176H94V177H92V179H90V181H95L96 180V184H97V197H98V199H102V197H103V199L104 200H107V201H104L103 199L101 200L102 201V207L100 208V210H99V215H100V217L101 218H103V220L106 222L107 221V224H105L107 227H106V229L107 230H105V232L107 233V234H109L110 236H112L113 234L114 235H118L119 233H117V232H120V228L122 227V226H130L129 224H127L126 223V221H129L130 222V220H125V222L123 223V219H126V218H128V219H132L131 217H129L130 215H132V213H128V212H126L125 213V207H124V205H125V202H127V203H130V202H133L134 203V205L136 204L137 205V208H135V210H134V213H133V216H138L136 219H138L137 221V223L135 222V224L137 225H140V224H142L143 222H145L144 220L145 219H143L144 217H143V215H142V213H141V211H144L143 209H145L146 208V205H147V203H142L141 201H139L140 200V198H138V195H134L133 194V187H132V185H131V183L130 182H128V180H127V182H126V180H124V178L121 176V175H116V174H119V170L121 169V164L120 163ZM123 162V161H122ZM40 165H39V164ZM47 163H48V165H47ZM58 163V164H57ZM60 163V164H59ZM4 164H6L5 162L2 164L1 163V165L4 167V166H6V167H8V166H10L9 164H8V166H7V164L6 165H4ZM37 164V165H36ZM54 164V165H53ZM62 164V165H61ZM67 164H69V166L67 165ZM41 165H43L42 166V168H41ZM59 165V166H58ZM72 167H71V166ZM75 165V169L76 168H78V169H74V166ZM76 165L78 166V167H76ZM92 165V164H91ZM118 165H120V166H118ZM0 167V169H2L3 167ZM53 166H55V167H53ZM85 165H83V167H84ZM86 166H87V168L90 166V164H89V162H88V164H86ZM118 166V167H117ZM11 167V166H10ZM14 167V168H13ZM44 169L45 167H47V170H46V168L43 170V171H41V169ZM44 167V168H43ZM55 168V169H54ZM66 168V169H65ZM71 168V169H70ZM82 168V167H81ZM8 170H9V168H7ZM7 169L4 167L2 170H6L5 172H7ZM74 169V170H73ZM89 169V168H88ZM167 169V168H166ZM49 170V171H48ZM54 170V171H53ZM64 170H65V172H64ZM67 170V171H66ZM103 170V171H102ZM114 170H116V169H114ZM235 170V171H234ZM9 171V172H10ZM72 171V172H71ZM74 171V172H73ZM42 172V173H41ZM43 172H44V175L47 177V182L45 183V185H43L42 186V184H44V183H42L41 181H42V179H44V175L42 176L41 174H43ZM52 172V174H50ZM57 172H59V173H57ZM69 172H71L72 174L71 175H69L70 173ZM104 172V173H103ZM188 172V171H187ZM40 173V174H39ZM64 173V174H63ZM101 173V174H100ZM17 174V175H16ZM251 174H255L254 176L253 175H251ZM4 175H5V177H4ZM10 175H11V178H13V180L15 181H11L12 179H10ZM41 175V176H40ZM55 175H57V176H55ZM63 175V176H62ZM116 177H115V176ZM261 175H262V177H261ZM16 176V177H15ZM19 176V177H20ZM62 176V177H61ZM71 177V179H70V177ZM117 176H118V178H117ZM258 176H260V177H258ZM41 177H42V179H41ZM52 177V178H51ZM97 177V178H96ZM168 177H170L171 178V176H168ZM178 177V175L177 176H175V178H177ZM235 177V178H234ZM15 178V179H14ZM63 178V179H62ZM66 178V179H65ZM104 178V179H103ZM116 178V179H115ZM256 178V179H255ZM260 178V179H259ZM41 179V180H40ZM99 179V180H98ZM191 179V180H190ZM255 179V180H254ZM259 179V180H258ZM55 180H57V181H55ZM60 180H62V181H60ZM67 180V181H66ZM104 180H106V181H104ZM121 180L122 181H124V182H121ZM251 180V181H250ZM252 180H254V181H252ZM262 182H261V181ZM10 182V184H9V182ZM39 181L41 182L40 184H39ZM52 181V182H51ZM68 183V185H67V183ZM73 181V182H74ZM99 181H101V183L99 182ZM104 181V182H103ZM120 181V182H119ZM194 181V182H193ZM259 182V183H256V182ZM112 182H113V184H112ZM189 182V183H188ZM251 182V183H250ZM261 182V183H260ZM8 183V184H7ZM31 183V184H30ZM100 183V184H99ZM105 185H104V184ZM118 183H121L120 185L118 184ZM123 183V184H122ZM127 183V184H126ZM194 183V184H193ZM16 184V185H15ZM28 184H30V185H28ZM33 184V186H31ZM35 184V185H34ZM73 186H72V185ZM93 184H95V183H93ZM116 184H118V185H116ZM125 184V185H124ZM229 184V183H228ZM255 184H257V187H256V185ZM260 184V185H259ZM3 185H6V187H4ZM15 185V186H14ZM18 185H19V187H18ZM81 185V186H80ZM100 185V186H99ZM112 185H116L115 187L116 188H113L114 186H112ZM9 186H11V187H9ZM13 186H14V188H13ZM29 186V187H28ZM67 186V187H66ZM70 186H72V188H74L75 187V191L74 190H72V188H70ZM83 186V187H82ZM101 186H102V188H104V189H102L101 188ZM117 186H118V188H117ZM123 186V187H122ZM126 186V187H125ZM191 186V187H190ZM197 186V187H196ZM240 186V187H239ZM260 186V187H259ZM262 186V187H261ZM7 187H8V189H7ZM18 187V188H17ZM51 187H53V188H51ZM60 187V188H59ZM78 187V188H77ZM228 187V188H227ZM259 187V188H258ZM4 188V189H3ZM10 188V189H9ZM16 188V189H15ZM22 188V189H21ZM31 188V189H30ZM36 188V189H35ZM38 188H39V190H38ZM42 188V189H41ZM48 188V189H47ZM56 190H55V189ZM58 188V189H57ZM79 188H80V190H79ZM101 190H100V189ZM129 188V189H128ZM131 188H132V190H131ZM236 188H239V189H236ZM263 188V189H262ZM14 189V190H13ZM25 189V190H24ZM33 189V190H32ZM52 189V190H51ZM67 189V190H66ZM79 191H78V190ZM111 189V191H110V193H109V195L111 194V196H112V198H109L110 196L108 195V192H109V190ZM126 189H128V190H126ZM197 189V190H196ZM199 189V190H198ZM236 189V190H235ZM244 189V190H243ZM10 190V191H9ZM19 190H21V191H19ZM45 190V191H44ZM47 190V191H46ZM69 190V192H67ZM77 190V191H76ZM82 190V191H81ZM98 190H99V192H98ZM107 191V193H106V191ZM237 190H240V191H237ZM258 190V191H257ZM260 190V191H259ZM12 191V192H11ZM16 191H17V193H18V195H17V193H16ZM19 191V192H18ZM32 191H34V192H32ZM52 191L54 192V193H52ZM55 191H56V193H55ZM73 192V194H74V192L76 193L75 195H73L74 197H71L72 195H70L71 194V192ZM200 191V192H199ZM263 191V192H262ZM15 192V193H14ZM24 192V193H23ZM28 194V192H31V194H29L28 196L26 195V193ZM66 192H67V194H66ZM79 192V194L77 195V193ZM83 194V192H84V194L86 195H82L81 193ZM103 194V192H105L104 193V195H106L105 196V198H104V195L102 196L101 195V193ZM129 192V193H128ZM131 192V193H130ZM230 192V193H229ZM262 192V193H261ZM19 193H21L20 195H19ZM22 193H23V195H22ZM35 193V194H34ZM46 193V194H45ZM52 193V194H51ZM69 193V194H68ZM87 193V194H86ZM225 193V194H226ZM241 193V194H240ZM244 193V194H243ZM6 194V195H5ZM11 194V198H10V196L8 197V195H10ZM13 194V195H12ZM36 194H38V195H36ZM42 194V195H41ZM50 194V195H49ZM80 194H81V198L79 197L80 196ZM131 194V195H130ZM133 194V195H132ZM228 194H229V196H228ZM230 194H231V196H230ZM261 196L260 198H259V196ZM7 197V198H5V196ZM16 195V196H15ZM31 195V196H30ZM34 195V196H33ZM36 195V196H35ZM48 195V196H47ZM54 195H57L56 197L54 196ZM60 195V196H59ZM68 195H70L68 198H65V197H67ZM119 195V196H118ZM130 195V196H129ZM199 195V196H198ZM201 195V196H200ZM21 196V197H20ZM23 196V197H22ZM25 196V197H24ZM41 196H44V197H41ZM47 196V197H46ZM52 196V197H51ZM78 198H77V197ZM101 196V197H100ZM107 196H108V198H107ZM15 197V198H14ZM19 197H20V199H19ZM27 197V198H26ZM41 197V198H40ZM46 197V198H45ZM48 197H51V198H48ZM61 197V198H60ZM65 199H64V198ZM113 197L116 199H113ZM125 197H127L126 198V201H125V199H123V198H125ZM130 197V198H129ZM135 197V198H134ZM198 197V198H197ZM207 197V198H206ZM229 197H231V216H229V214L227 215H225V216H223V214H225V211L227 210L228 212H229V209H226V206H225V202L224 201H227L228 199H229ZM10 198V199H9ZM17 198V199H16ZM33 198V199H32ZM37 198V199H36ZM55 198V199H54ZM58 198V199H57ZM69 198H71V200L69 199ZM74 198H77L76 200H74L73 201V199ZM119 198H120V200H119ZM223 198H225V200L223 199ZM227 198V199H226ZM16 199V200H15ZM26 199V200H25ZM32 199V200H31ZM49 199H50V201H49ZM63 199V200H62ZM111 199V200H110ZM121 199H123L124 201H123V203H122V201H121ZM14 200H15V203H14ZM18 200V201H17ZM22 200H24V201H22ZM34 200V201H33ZM58 200V201H57ZM60 200H62V201H60ZM109 200L112 202H109ZM113 200V201H112ZM115 200V201H114ZM119 200V201H118ZM200 200V202H198ZM223 200V201H222ZM263 202H262V201ZM3 201H5V202H3ZM17 201V202H16ZM33 201V202H32ZM40 201V202H39ZM57 203H56V202ZM67 201V202H66ZM71 201H72V203H73V205L71 206L70 204H71ZM76 201H78V202H76ZM116 201H118V202H116ZM121 201V202H120ZM138 201V202H137ZM196 201V202H195ZM10 202V203H9ZM13 202V203H12ZM26 202V203H25ZM37 202V203H36ZM50 202V203H49ZM55 202V203H54ZM62 202V203H61ZM107 202V203H106ZM115 202L117 203V204H115ZM140 202L142 203V204H140ZM237 204H236V203ZM239 202V203H238ZM12 203V204H11ZM35 203V204H34ZM48 203V204H47ZM70 203V204H69ZM108 203H109V206L107 207L106 205H108ZM111 203V204H110ZM115 204V206H114V204ZM123 205H122V204ZM126 203V204H127ZM232 203H234V204H232ZM23 204V205H22ZM60 204H62L61 206H60ZM82 206H80V205ZM103 204H104V207H103ZM120 206H119V205ZM145 205V208H144V205ZM191 204H190V206H191ZM235 204L237 205L236 207H233V206H235ZM262 204V205H261ZM38 205V206H37ZM49 205H51V207L49 206ZM56 207H54V206ZM57 205H58V207H57ZM70 205V206H69ZM85 205V206H84ZM181 205V206H180ZM223 205V207H222V209H221V206ZM1 206V207H2ZM15 206V207H14ZM26 206V207H25ZM67 208V211H66V208ZM68 206V207H67ZM106 206V207H105ZM114 206V207H113ZM117 206H119V208L117 207ZM124 207V209H122L123 207ZM126 206H128V205H126ZM183 206V207H182ZM202 206V207H201ZM224 206H225V209H223L224 208ZM1 207H0V210H1ZM24 207V208H23ZM54 207V208H53ZM63 207V208H62ZM70 207V209L68 210V208ZM80 207V208H79ZM122 207V208H121ZM49 208V209H48ZM76 208H79V209H76ZM102 208H103V210H102ZM107 208V209H106ZM109 208H111L110 210H113L112 212L109 210ZM118 210H117V209ZM143 208V209H142ZM40 209V210H39ZM180 209H178V211L181 213V211H180ZM21 210V211H20ZM52 210V211H51ZM60 210V211H59ZM77 210H79V211H77ZM80 210H82V211H80ZM102 210V211H101ZM106 210H107V212H106ZM110 211V213H108L109 211ZM115 210V211H114ZM123 210V211H122ZM220 210H221V212H220ZM223 210H225V211H223ZM1 211H3V210H1ZM0 211V213L2 214V212ZM27 211H29V213L27 212ZM43 211V212H42ZM48 211V212H47ZM103 213H101V212ZM119 211V213H117ZM187 211V212H186ZM223 211V212H222ZM38 213V214H35V213ZM54 212V213H53ZM116 214H115V213ZM121 212L123 213H125V215H124V218H122L123 217V215L121 216ZM188 214H186V213ZM191 212V213H190ZM210 212V213H209ZM42 213V214H41ZM56 213V214H55ZM107 213V214H106ZM123 213V214H124ZM0 214V216H2ZM18 214V215H19ZM106 214V215H105ZM109 214L110 215H112L113 216V219H111L110 220V218L112 217H110L109 216ZM119 215L120 217H118V216H116V215ZM185 214V215H184ZM207 214H209V215H207ZM4 215V214H3ZM45 215V216H44ZM104 215L107 217V218H109V219H107L106 217H104ZM207 215V216H206ZM211 215V216H210ZM20 216H18L19 218H21ZM36 216V217H35ZM135 216V217H136ZM185 216V217H186ZM221 216V217H220ZM226 216H228V217H226ZM116 217H118V218H116ZM126 217V218H125ZM135 217L133 218V219H135ZM219 217V218H218ZM223 217V218H222ZM5 218V217H4ZM7 218V217H6ZM40 218V219H39ZM42 218V219H41ZM48 218V219H47ZM105 218V219H104ZM119 218H121V221H116V220H118ZM140 218H142L143 220V222L141 221V220H139ZM225 218V219H224ZM34 219V220H33ZM44 219V220H43ZM55 219V220H54ZM58 219V220H57ZM79 218H76V220L74 219V223H75V226H78L77 227V229L78 230H80L81 228H82V233H84V234H89V236H92V239H93V241L94 240H96V237H97V241H95V242H97V244H100L102 241H104V237L105 236H108V235H106V234H102V233H100L101 231H98V230H100V229H98V228H96L95 226H89V225H86L84 222H81L82 220L80 219V220H78ZM115 219V221L113 222V220ZM196 221H195V220ZM201 220V222H200V220ZM221 221H219V220ZM52 221V222H50V221ZM78 220V221H77ZM216 222H214V221ZM222 220H224V222H222ZM227 220V221H226ZM18 221H22V218L21 219H19ZM29 221H28V223H29ZM40 221H43L44 222V224H43V222H40ZM46 221H48L49 222V224H48V222H46ZM54 221L56 222V223H59L58 225L60 226L59 228H58V225L56 224L55 226L56 227H54ZM77 221V222H76ZM109 221V222H108ZM134 221H136V220H134ZM139 221H140V223H139ZM218 221V222H217ZM32 222V223H33ZM39 222V223H38ZM79 222V223H78ZM117 222V223H116ZM128 222V223H129ZM142 222V223H141ZM203 222V223H202ZM77 223L79 224V225H77ZM81 223V224H80ZM110 223H112V224H110ZM118 223H120V224H122L121 225V227H120V224H119V226H118ZM148 223L149 222H147L146 221V223H145V225H147V227L145 226V228H149L148 227ZM217 223H219L218 225V228L216 227L215 228V226L217 225ZM254 223V224H253ZM42 224V225H41ZM51 224V225H50ZM53 224V225H52ZM110 224V225H109ZM127 224V225H126ZM11 224H9V226H10ZM46 225V226H45ZM47 225H48V227H47ZM62 225V226H61ZM103 225V224H102ZM101 225V226H102ZM109 225V226H108ZM114 225H116L114 228H113V226ZM143 226H144V223L142 224ZM223 225V226H222ZM253 227V228H250L251 226ZM259 226V229H258V226ZM261 225V226H260ZM42 226L44 227V228H42ZM49 226H51V228H53V229H51ZM64 226V227H63ZM100 226V227H101ZM167 226V227H166ZM179 227H180V225H178ZM213 226H214V228L216 229V232H214L215 231V229L213 228ZM250 226V227H249ZM7 228H8V225L6 226ZM81 227V228H80ZM89 229H88V228ZM93 227V228H92ZM94 227H95V230H94ZM109 227V228H108ZM169 227H171V230L170 229H168ZM173 227V228H172ZM202 227V228H201ZM224 227V228H223ZM10 228H11V226H10ZM58 228V229H57ZM87 228V229H86ZM175 228V231L173 230L172 231V229H174ZM180 228H182V230H183V226H181ZM219 228H220V231H219ZM222 228L225 230V232H224V230H222ZM228 228V229H227ZM250 228V229H249ZM260 228H262L263 230H261ZM51 229V230H50ZM56 229H57V231H56ZM62 229V230H61ZM110 229V230H109ZM113 229H114V232H115V230H117V232H113ZM160 229V230H159ZM166 229V230H165ZM189 229V228H188ZM196 230V232H195V230ZM12 230H14V229H12ZM84 230V231H83ZM108 230H109V232H108ZM168 230V231H167ZM211 230V231H210ZM214 230V231H213ZM254 230H255V232H254ZM257 230H259L258 232H257ZM53 231H54V234H53ZM66 231H67V233H66ZM95 231V232H94ZM168 232H170V234L168 233V235H167V233ZM172 231V232H171ZM187 231H189V232H187ZM217 231H219L221 234H225V238L223 237V235H221L220 233H218ZM242 232V234H241V232ZM48 232H50V234L48 233ZM52 232V233H51ZM55 232H59V234L58 233H55ZM63 232V233H62ZM91 232H92V234H91ZM111 232H113V233H111ZM175 232V233H174ZM186 232V233H185ZM191 232V234H189ZM208 232V233H207ZM227 232V233H226ZM239 232V233H238ZM250 232H252V234H250ZM254 232V233H253ZM48 233V234H47ZM61 233V234H60ZM95 233H97L99 236H102V238L101 237H98V235H96ZM165 233H166V237L164 236L165 235ZM212 233H216L215 235H213ZM220 235V237H219V235ZM236 234V238L237 239H235L234 237H235V234ZM57 234V235H56ZM64 234H65V236H64ZM68 234H70L69 236H71V237H67V235ZM173 234H175V236L173 235ZM189 234V235H188ZM230 234V235H229ZM245 234V235H244ZM248 234V235H247ZM32 235V234H31ZM44 235H46L47 237L49 236V238H47L46 236H45V238H44ZM93 235H95L94 237H93ZM113 235V236H114ZM120 235L122 236V235H124V233L123 232H120ZM153 236V238L152 239H154L155 237V240H161L162 241V246H158L157 248L156 247H154L153 245H150V244H152L153 243V241L150 239L151 237L150 236ZM229 235V236H228ZM250 235V236H249ZM255 235V236H256ZM264 235V234H263ZM61 236V237H60ZM63 236V237H62ZM155 236V237H154ZM169 236V237H168ZM173 236H174V240H172L173 239ZM189 236V237H188ZM192 236V237H191ZM218 236V237H217ZM234 236V237H233ZM240 236V237H239ZM243 236V237H242ZM245 236H247V237H245ZM249 236V237H248ZM32 237H35V238H33L32 239ZM32 237L30 236V238L29 237H27L28 239V243H29V240H30V243H29V245H31V243H33V247H34V245H35V247H38V245L39 246H44L43 244L41 245L40 243H41V241L39 242V244H38V241H36L37 239H38V237H36V236H34V234L32 235ZM54 237V238H53ZM58 237V238H57ZM67 237V238H66ZM72 237H73V239H72ZM176 237V238H175ZM182 237H183V240H182ZM202 238V240H201V238ZM240 238V240H239V238ZM67 240L68 239V241L67 242H69L70 241V243L71 244H74L73 246L72 245H67L68 243L67 242H65V243H67L66 245L65 244H63V243H61V244H63V245H61V244H59L60 243V239L61 240ZM70 238V239H69ZM148 238H149V240H148ZM170 238V239H169ZM185 238V239H184ZM217 238H218V241H217ZM219 238H220V240H219ZM230 238H231V240H230ZM233 238H234V240H233ZM246 238H247V240H246ZM36 239V240H35ZM132 239V240H131ZM142 239V238H141ZM166 239H167V242L168 243H170L171 244V246H167V245H170V244H168V243H166L165 241H166ZM176 239V240H175ZM229 239V240H228ZM242 239V240H241ZM3 240V239H2ZM0 241L1 243L4 241ZM23 239L22 238H20V242L22 241ZM146 240H148V241H146ZM36 243V244H34V242ZM52 241H53V243H52ZM100 241V242H99ZM149 241H151V243H148ZM170 241V242H169ZM183 241H184V243H183ZM221 241V242H220ZM225 241H228L227 243L225 242ZM230 241V242H229ZM235 241H237L236 242V244H238V245H235V243L234 242ZM240 241V242H239ZM243 243H245V244H243ZM49 242V243H48ZM57 244H56V243ZM99 242V243H98ZM142 243V247L140 246V243ZM155 242V241H154ZM166 244H165V243ZM174 242V243H173ZM176 242V243H175ZM225 242V243H224ZM233 242V243H232ZM0 243V244H1ZM192 243V244H191ZM220 243H221V245H220ZM231 243V244H230ZM241 243V244H240ZM55 244H56V246H55ZM146 244V245H145ZM163 244H165L166 246H164ZM225 245V246H223V245ZM37 245V246H36ZM58 245H59V247H58ZM178 245H180L179 247H178ZM228 245H230V247L228 246ZM233 245H235L234 247H233ZM240 245V246H239ZM247 245V246H246ZM72 246V247H71ZM75 246H77V244L75 245ZM173 246V248H171ZM182 246H184L183 248L184 249H182ZM32 247V246H31ZM51 247H53V248H51ZM150 247V249H148ZM161 247H163L165 250L164 251H162L160 248ZM212 247V248H211ZM236 247V248H235ZM251 249V250H249V248ZM56 248V249H55ZM73 248V249H72ZM143 248V249H142ZM154 248V252H155V250H156V252L155 253H153L152 251L153 250H151V249H153ZM169 248V249H168ZM171 248V249H170ZM177 248V249H176ZM229 248H232L231 250V252L229 251L230 249ZM234 248V249H233ZM243 248V249H242ZM76 249H77V252H76ZM168 249V250H167ZM180 249H181V251H180ZM236 249H238V250H236ZM47 250H48V248H47ZM56 250H57V252H56ZM82 251V253H83V255H81V251ZM172 251V250H174V251H172V252H170V251ZM249 250V252H247ZM80 251V252H79ZM168 251V252H167ZM179 251V252H178ZM184 251V252H183ZM221 251H223V252H221ZM60 252V253H59ZM66 252V253H65ZM68 252V253H67ZM71 252L73 253L72 255H71ZM164 252V253H165ZM170 252V253H169ZM176 254H175V253ZM181 252V253H180ZM220 252V253H219ZM236 252V253H235ZM243 254H242V253ZM252 252H253V254H252ZM173 253V254H172ZM186 253H188V254H186ZM222 253V254H221ZM225 253V255H227L226 257H225V255H223ZM233 253V254H232ZM60 254V255H59ZM87 256H86V255ZM138 256H137V255ZM154 254V255H153ZM48 255V256H47ZM50 255V256H49ZM75 255V256H74ZM77 255V256H76ZM86 257H85V256ZM152 255V256H151ZM179 255H181V256H179ZM190 255V256H189ZM217 255H218V258L217 259H215L216 257H217ZM223 255V256H222ZM249 255L252 257V258H249ZM55 256H57V257H55ZM80 258H79V257ZM129 256L131 257V260H130V258H129ZM154 256V257H153ZM221 256V257H220ZM0 257H2V258H0L1 260V262H0V264L2 263V262H12V261H10V260H12V257H13V255L12 254H6V255H3V256H0ZM3 257H4V259H3ZM6 257V258H5ZM33 257H35L34 259H32ZM55 257V258H54ZM83 257V258H82ZM133 257V258H132ZM135 257V258H134ZM177 257V258H176ZM183 257V258H184ZM194 257V258H193ZM47 258V260L45 261V259ZM51 258V259H50ZM71 258V259H70ZM75 258V259H74ZM81 258L83 259V260H81ZM86 258V259H85ZM138 258H139V260H138ZM193 258V259H192ZM225 258L227 259V260H225ZM38 261H37V260ZM56 259V260H55ZM73 259H74V261L75 262H73ZM80 261H79V260ZM129 259V260H128ZM219 259H221V260H219ZM5 260H7V261H5ZM35 260H36V263H35ZM128 260V261H127ZM155 260V259H154ZM157 260L158 261H154V263H151V264H157V262H158V264H159V262H160V259H158L157 258ZM195 260V261H194ZM198 260V261H197ZM217 260V261H216ZM229 260V261H228ZM52 261H55V262H53L52 263ZM81 261H82V263H81ZM127 261V262H126ZM136 261V262H135ZM216 261V262H215ZM220 261H221V263H220ZM228 263H227V262ZM43 262V263H42ZM58 262V263H57ZM92 262V263H91ZM93 262H95V263H93ZM138 262V263H137ZM199 262V263H198ZM241 263V262H240ZM240 263H237V264H240ZM3 264V263H2ZM26 264V263H25ZM29 264V263H28ZM101 264V263H100ZM117 264V263H116ZM231 264H234V263H232L231 262Z\"/></svg>","mask_w":264,"mask_h":264},{"label":"bare ground","instance_id":"6f19581e","mask_svg":"<svg viewBox=\"0 0 264 264\" xmlns=\"http://www.w3.org/2000/svg\"><path fill=\"white\" fill-rule=\"evenodd\" d=\"M10 1V0H9ZM16 1V3L18 4V2L20 3V1H22L23 2V0H13V1H10L11 3H9L10 5L9 6H4V7H1L0 8V18L1 17H5L4 15L6 14V12H8L9 13V11L10 10H12V8L13 7H15V2ZM26 1V0H25ZM41 1V0H40ZM40 1H37V0H27L26 2H28V4L29 5H32V7H33V5H41L42 6V4H37V3H40ZM65 1V0H64ZM67 1V0H66ZM87 1V0H86ZM92 1V0H91ZM104 0H102V2H103ZM107 1V0H106ZM109 1V0H108ZM126 1V0H125ZM128 1V0H127ZM144 2L146 1V0H143ZM147 1H149V2H151L150 0H147ZM159 1V0H158ZM156 2V3H154L153 5H151L150 7H151V10L149 9V7H148V10H145V9H143L144 8V4L143 3H141L143 6V8H141V15L144 17V16H147V15H150V14H152L150 17H152L153 19H154V15H156V14H154L155 12L157 13V12H159V10H161V8H159L160 7V5H161V3L162 4H164L165 6H167L166 5V3L165 2H168L167 0H164V1H162V0H160V1H162V2ZM172 1V3H173V0H171ZM179 0H176V2H178ZM209 1V0H208ZM215 2H217V6H215L214 4V8L211 6V4H210V6L213 8V9H210L209 7V9H204V8H202L203 7V5L204 4H206V3H203V5H201V4H197V2L195 1V0H190V2L189 1H186V3L188 4L187 6H186V4L184 5L185 7H187L188 8V10L189 9H193L194 10V15L192 14L191 16H188V22H187V24L188 25H190L191 27L192 26H195L196 24H199L200 22L201 23H203V28H202V30L205 32L204 34H206V36L208 37H210L209 38V40H208V42H206L205 40H204V37L203 36H201V33L199 32V31H202L201 29L200 30H198V32H192V31H189L190 32V35H191V33H192V35L191 36H189V37H187V38H185V36L183 37L184 39H181L180 41H184V40H186L185 41V46L187 47V49L189 50V53H190V55L192 56H197L198 55V51H199V48L201 47H205V49H206V54H207V51H209V49H207L206 47H209V45H210V47L212 48V47H215V49L214 48H212V50H219V49H225V47L227 46H229V44H231V45H233L232 43H231V41L232 40H234V38L240 33V31H242L243 33H242V37H245V38H248V37H250V39L252 40V43L250 44V45H248V46H245L246 45V42L244 43V44H242V46L244 47H251V48H253L254 49V47L255 48H264V0H214ZM2 2V1H1ZM26 2H24L25 4H26ZM34 2V3H33ZM46 1H44V3H45ZM49 2H51L50 0H49ZM62 2V1H61ZM70 2V1H69ZM76 2V1H75ZM74 2V3H75ZM83 2V1H82ZM111 2V1H110ZM113 2V1H112ZM116 1H114L113 3H115ZM133 2V1H132ZM135 3H136V1H134ZM142 2V1H141ZM154 2V1H153ZM175 2V1H174ZM182 3V1H179V3ZM200 2V1H199ZM211 2V1H210ZM213 2V1H212ZM24 3H22V4H24ZM43 3V2H42ZM67 3V5L69 4L68 2H66ZM78 3V2H77ZM80 3H81V1H80ZM112 3V4H113ZM118 3V2H117ZM127 3V2H126ZM130 3V2H129ZM152 3V2H151ZM196 3V4H195ZM202 3V2H201ZM209 3V2H208ZM3 4V3H2ZM54 4V3H53ZM57 4H58V2H57ZM61 4V6H62V3H60ZM83 4V3H82ZM103 4H105V1L103 2ZM116 4V3H115ZM132 4V3H131ZM137 4H138V2H137ZM137 4H136V6H137ZM140 4V3H139ZM138 4V6H140ZM147 4V3H146ZM160 4V5H159ZM168 4V3H167ZM176 4V3H175ZM178 4V3H177ZM183 4V3H182ZM44 5H46V3L44 4ZM49 5V4H48ZM65 3L63 4V6L65 7ZM71 5H72V3H71ZM78 5V4H77ZM150 5V4H149ZM169 5V4H168ZM173 6H174V3L172 4ZM179 5V4H178ZM207 5V4H206ZM205 5V6H206ZM228 6V5H230V8H228V10L229 11H227V13H225V15H224V13H223V15H219V13H218V11H221L225 6ZM25 6V5H24ZM27 6V5H26ZM39 7V8H42V7ZM51 6H53L52 4H51ZM57 6V5H56ZM61 6H59V7H61ZM63 6L61 7V8H63ZM70 6V5H69ZM116 6H117V4H116ZM128 6V5H127ZM147 6V5H146ZM172 6V7H173ZM183 6V5H182ZM208 6V5H207ZM28 7V6H27ZM30 7V6H29ZM44 7H46V6H44ZM48 7V6H47ZM54 7V6H53ZM52 7V8H53ZM76 7V6H75ZM80 7V6H79ZM129 8H132V6L130 7V5L128 6ZM179 7H181V4H180V6ZM178 7V8H179ZM22 8V7H21ZM34 8V7H33ZM36 8V7H35ZM38 8V7H37ZM74 8V7H73ZM77 8V7H76ZM87 8V7H86ZM91 8V7H90ZM125 8H127V7H125ZM164 8V7H163ZM162 8V9H163ZM170 8H171V2H170ZM186 8V9H187ZM47 9V8H46ZM48 9H51V8H48ZM54 9V8H53ZM57 9H58V6H57ZM60 9V8H59ZM69 9V8H68ZM134 9V8H133ZM137 9H138V7H137ZM140 9V8H139ZM143 9V10H142ZM165 9H166V7H165ZM164 9V10H165ZM172 9H176V7L175 8H172ZM183 9H184V7H183ZM226 9H227V7H226ZM226 9H224V10H226ZM25 10V9H24ZM39 9H34V11L33 10H31L32 12H34V13H32V15H31V11H30V15H31V18L32 17H39L38 16V14H39ZM42 10V9H41ZM44 10V9H43ZM82 10V9H81ZM176 10H178V12H179V10L181 11V9H176ZM14 11V10H13ZM50 10H48L47 12H48V14H50L51 12H49ZM58 11V10H57ZM62 11V10H61ZM71 11V10H70ZM132 11V10H131ZM136 11V10H135ZM140 11V10H139ZM170 11V10H169ZM172 11V10H171ZM11 12V11H10ZM15 13L16 12H19V11H14ZM21 12V11H20ZM27 12V11H26ZM29 12V11H28ZM54 12V11H53ZM91 12H93V11H91ZM129 12V11H128ZM163 12V11H162ZM177 12V11H176ZM183 12V11H182ZM185 12H187V13H189L187 10L185 11ZM185 12H184V14H185ZM224 12V11H223ZM226 12V11H225ZM7 13V14H8ZM12 13V12H11ZM40 13H41V11H40ZM46 13V12H45ZM44 13V14H45ZM57 13V12H56ZM66 13V12H65ZM140 13V12H139ZM166 13V12H165ZM165 13H163V15H165ZM169 13V12H168ZM173 13V12H172ZM192 13V12H191ZM17 14V13H16ZM19 14V13H18ZM42 14V13H41ZM44 14H42V17L44 16ZM84 14V13H83ZM90 14H92V13H90ZM133 14V13H132ZM131 14V15H132ZM135 14H136V12H135ZM138 14V13H137ZM160 14H162L161 12H160ZM170 14V13H169ZM168 14V15H169ZM174 14H175V10H174ZM183 14V15H184ZM190 14V13H189ZM220 14H221V12H220ZM40 15V14H39ZM45 15H47V13L45 14ZM86 15V14H85ZM84 15V16H85ZM162 15V16H163ZM173 15V14H172ZM188 15V14H187ZM8 16V15H7ZM22 16V15H21ZM27 16V15H26ZM25 16V17H26ZM47 16H50V15H47ZM137 16V15H136ZM138 16H139V14H138ZM137 16V17H138ZM158 16V15H157ZM161 16V15H160ZM161 16V17H162ZM166 16H167V14H166ZM174 16V18H175V16L176 15H173ZM173 16H171V14H170V17H172L173 18ZM16 17V16H15ZM17 17H20V16H18L17 15ZM23 17V16H22ZM22 17H21V19H22ZM44 17H46V16H44ZM51 17V16H50ZM55 17V16H54ZM59 17V16H58ZM87 17H90V16H87ZM91 17H93V16H91ZM134 17V16H133ZM161 17H159L160 18V20H161ZM165 17V16H164ZM169 17V16H168ZM182 17V16H181ZM184 17V16H183ZM9 18V17H8ZM24 18V17H23ZM30 18V19H31ZM40 18V17H39ZM131 18V17H130ZM136 18V17H135ZM139 18V17H138ZM141 18L142 17H140V20H141ZM146 18V17H145ZM148 18V17H147ZM158 17H157V19H159ZM163 18V17H162ZM177 18H178V16L176 17V20H177ZM4 19V18H3ZM6 19V18H5ZM4 19V20H5ZM11 19V18H10ZM21 19H20V24L19 25H24L23 23H25V22H27V21H29V23H30V21L32 22V20H33V18H32V20H29V17L27 18L28 20L27 21H25L24 22V19H22V21L23 22H21ZM156 19V20H157ZM185 19V18H184ZM186 19V20H187ZM63 20V19H62ZM136 20V19H135ZM143 20V19H142ZM151 20V19H150ZM170 20H171V18H170ZM179 20V19H178ZM185 20V21H186ZM5 21H8V20H5ZM133 21H134V18H133ZM138 21V20H137ZM147 21V20H146ZM145 21V22H146ZM148 21H149V19H148ZM154 21H155V19H154ZM59 22H60V20H59ZM136 22V21H135ZM153 22V21H152ZM159 22V21H158ZM161 22V21H160ZM165 22H166V20H165ZM165 22H162V23H165ZM175 22V21H174ZM199 22V23H198ZM22 23V24H21ZM28 23V24H29ZM140 23V22H139ZM162 23H160V25H162ZM168 23V22H167ZM172 23H173V20H172ZM185 23V22H184ZM201 23H200V26H202L201 25ZM3 25H4V23H2ZM54 24H56V22L54 23ZM53 24V25H54ZM64 24V23H63ZM132 24H134V22L132 23ZM142 24V23H141ZM152 24V23H151ZM156 24V23H155ZM170 24V23H169ZM177 24V23H176ZM182 24V23H181ZM186 24V23H185ZM186 24V25H187ZM0 25H1V23H0ZM10 25V24H9ZM19 25H16L17 27L19 26ZM32 25V24H31ZM50 25H52V24H50L49 23V21L48 20H43L42 18H40V19H38V22L35 24H33L32 26H30V25H27L28 26V28L27 29H29L28 30V32L30 31V33L28 34V35H30L31 36V34H35L36 32H38L39 33V35H40V37H41V35H43L42 37H47V38H54L55 39V37H54V35H53V32L56 30V29H54V27H53V29H54V31H53V29H51L52 28V26H50ZM65 25V24H64ZM146 25H147V23H146ZM172 25V24H171ZM175 25V24H174ZM184 25V24H183ZM186 25H184V26H186ZM25 26H26V24H25ZM61 26H63V25H61ZM60 26V27H61ZM140 25L138 24V27H139ZM143 25H141L140 27H142ZM145 26V25H144ZM151 26V25H150ZM154 26V25H153ZM156 26H157V24H156ZM166 26H168V24H166ZM179 26V25H178ZM7 27V26H6ZM16 27V28H17ZM64 27V26H63ZM68 27H69V25H68ZM131 27V26H130ZM137 27V26H136ZM162 27V26H161ZM180 27V26H179ZM178 27V28H179ZM2 28V29H1ZM3 28H4V26H2V27H0V29L3 31ZM8 28V27H7ZM6 28V29H7ZM56 28V27H55ZM59 28V27H58ZM143 28V27H142ZM147 28V27H146ZM146 28H144V29H146ZM151 28V27H150ZM154 28V27H153ZM168 28V27H167ZM172 28V27H171ZM170 28V30L168 31H166V28H165V31L164 32H160V34L158 33L157 34V32H156V34H153V32H154V29H153V32L151 31V30H147L145 33H143L142 31H140V32H142V34H138V33H140V32H138V29H137V33H135V32H133V34H129L128 36V38L126 39V41H127V43H125V45L123 44V46L121 47L120 46V48H116V49H114L112 52H114V51H117V52H115L116 53V55H115V53H114V55L116 56V58H115V56H114V58H112V57H110V58H112V60L114 61V62H111L110 61V63H109V60H108V57L106 56V54H105V56L104 55H102V54H104L105 52H104V50L102 51V50H100L99 49V51L100 52H97L98 53V55L97 56H100L97 60H95L93 63H89V65H87V68H86V66H85V69L86 70H83L82 72H80V69H79V71L78 72H72V70H73V68H72V66H71V68H69V69H72L70 72H69V69H67V66H66V68H64V71H62V72H66V73H62L61 75H63V77L65 76V77H70L72 74H75V77L76 78H72L71 80V82L69 83V84H72V87H73V83L75 84V82L74 81H76V79L78 78H80V79H82L83 80V82H85V86H86V89L92 94V102H91V104H90V102L88 103L90 106H89V108H88V111H87V108H86V110L85 109H83L82 108V110H85V114L84 115H82V116H80V118H79V120H78V123L77 122H75V123H77V124H75V127L74 128H72V129H69V127L70 126H72V125H68L66 128H68L67 129V131H72L71 133H69V134H67L66 136H65V138L62 140L63 141V143H64V146L66 147V150H64L63 152L61 151V153H59V155H63V158L65 159L66 158V156H69V155H67V153H71V151H69L70 149H78V147L80 146L79 144L81 143V141H87L88 143H89V139L91 138V134L92 133H97L98 131L99 132H103L104 131V129L105 130H107L108 129V131H107V134L106 135H110V134H112V135H114L115 133H118V131L120 130H123V131H127V132H130V131H132L133 129H136V131H137V134H135L136 132H135V130H134V134H133V131L131 132V134H133V135H136L134 138H135V140H132V141H134L133 142V147L132 146H130V147H132L133 148V151H132V153L130 154V150H129V154H125V152H126V150L125 149H123L122 150V148H121V150L117 153H115V155L113 154V155H111V157L110 158H112V156H116L117 158L118 157H120V158H122V159H120V164H121V166L120 165H118V166H120L121 167V169L119 170L120 172H119V174H116V175H121L123 178H124V180H126V182H127V180H128V182H130L131 183V185H132V187H133V194L136 196V195H138V198H140V200L139 201H141L142 203H147V205H146V208H145V205H144V208L145 209H143L144 211H141V213H142V215H143V219H145L144 221L145 222H143L142 220V218H140L139 220H141L143 223H144V226L142 225V224H140V225H136L135 224V222L137 223L138 221V219H136L138 216H133V213H134V210H135V208H137V205L135 204L134 205V203L133 202H130V203H127V202H125V205H124V207H125V213L126 212H130V213H132V215H130L129 217H131L132 219H128V218H126V219H123V223L125 222V220H130V222L129 221H126V223L127 224H129L130 226H122L121 227V225L122 224H120V223H118V226H119V224H120V232H123L124 233V235H120V232H117V230H115V232H117V233H119L118 235H112V236H110L109 234H107L106 232H105V230H107L106 229V225L105 224H107V221L105 222L104 220H103V218H101L100 217V215H99V210H100V208L102 207V199H103V197H102V199L100 198V199H98V195H97V184H96V180L95 181H90V179H92V177H94V176H92V173L94 172V170L93 169H103L105 166L104 165H98V161H96V160H98V159H95L94 157L95 156H97V154H95V151L97 150V151H99L100 150V152H104V150L106 149L105 148V146L106 145H108V143H107V141L106 140H104V139H100V140H102V142H93V140H91V139H93V138H91L90 140H91V143H94L93 145H95L97 148H99V150L98 149H96L95 147V149H93L92 147L93 146H91V150H88V152L83 156L84 157V159L83 160H81L80 158H79V162L78 163H81V162H83L82 164H80L81 166H80V169H78V168H76V169H78V170H76L75 169V165L73 166L74 167V169L77 171V172H75L76 173V175H74L75 176V181H74V179L72 180V181H70V183L72 182V183H75L76 182V184H81V185H86V189L88 190V188H89V192L90 193H86L87 194V196L89 195V194H91L90 195V198H94V201H92L93 199H91V200H89L88 201V199H86V197H84L83 199L81 198L82 196H81V194H80V198L82 199V200H80V202L79 203H81V205H82V202L83 203H85V204H87L86 205V207H85V212H83V213H81L80 215L81 216H76V218H79L78 220H82L81 222H84L86 225H89V226H95L96 228H98V229H100V230H98V231H101L100 233H102V234H106V235H108V236H105L103 239H104V241H102L100 244H97V242H95V241H97V237H96V240H94L93 241V239H92V236H89V234L87 235V234H84V233H82L81 231H82V228L80 229V230H78L77 229V227L78 226H75V223H74V219L76 220V218H74L75 217V215H77V214H74L76 211L74 210V206L77 204H75V205H73V203H72V201H71V206L73 205V210H71V211H69V212H63L62 213V211H60V213H59V217L63 220V221H65L66 223H68V224H70V234H73V235H75V237H76V239H77V241L76 242H73V243H75V245L77 244V246H75L74 244H71L70 243V241L69 242H67L68 241V239L67 240H64L63 238V240H59L60 241V243L59 244H61V243H63V244H67V245H74V248L76 247H79L78 249H81L82 251H85L87 254H90L89 255V260H86V263H87V261L88 262H90V261H96V262H98L99 264L101 263V264H118L120 261L118 260V259H126V258H124L125 257V254H126V256H127V254L129 255V252H131L132 253V255H130V256H133V254L134 253H138V255H140V253H142V251H141V249H139V248H136V246H137V242L135 241L134 243H132V244H128V241H127V239H125V237L127 236V237H129V238H133V240H135L134 238H136L135 236H137V239L138 240H140V241H142L143 242V245H144V241H143V239H144V237H145V235H148V234H156V236H157V228L155 227V225L157 224H159L158 226H160L161 225V223H163L164 225L165 224H167V225H169L170 223H172V221H173V223L172 224H174V225H169V226H173V227H175V223H177V227H178V230L176 229V233H178L177 235H176V237L178 236V240H180L179 239V237H181L183 234H184V229H186V230H191V232H193V228L196 226V224H193L194 225V227L193 228H191L190 229V226H193L192 224L190 225V226H188L189 225V222H190V220L191 219H189V222L187 223V221H186V223L184 222L185 220V218L188 220V218H187V216L185 217V216H183L182 214V211H181V207L179 208V205L177 206L178 208H175L176 206V203L173 205V203H172V198L173 199H176L177 197L176 196H179V197H181V199H180V201L182 202L181 203V205H183V206H185L183 209H185V208H187V210L188 211H190V209L192 210V212H194L195 214L197 213V215L199 216V218L202 216V214H204V212H207V210L210 208V206L209 205H211V204H209V203H207V205H205L204 207H202V208H198L197 207V205H195V204H191L192 202L194 203V201L193 200H195L194 198H192V189H190L189 188V186H188V184H187V180H188V178H191L190 177V175L192 174L193 176H194V178H192V180L194 179V181L196 180V182H198V185H200V184H202V187H199V188H201V190H203V191H201V193H199V194H202V196H207V194H209V193H214L215 195H220L221 197H226V195H227V191L225 192V190H224V187H226V185L229 187H227L228 189V191H230L231 192V176L232 175H236V173H234V174H232V172H233V165L231 164V161H232V157H236V156H239V158H241L242 160H245L246 161V157H247V154L248 153H246L247 151H248V147L250 146L249 145V143H251V146H252V144L253 145H255V146H253V147H264V131H263V133H261L260 135H258V136H251V138H249V136L246 138V139H244V140H242V142L240 143V144H237L238 146L236 147H234V148H232L231 149V116L229 115L228 116V114L230 113V111H231V109H230V111H229V109H227L226 107H225V105L227 104L226 102H225V100H224V104L222 103V101H221V99L223 100V98L221 97V98H217V97H215V96H213V97H211L209 100H208V98H207V102L205 103V106H204V112H202V114L201 115H203V117L205 116L207 119H208V123L207 122H203V124H202V126L200 127L199 126V124L200 123H198L197 121H195V122H190L189 121V123H185L184 121H181L180 120V118L182 117H180L179 119L175 116V117H170L169 115H168V112H170V111H172V108H171V110H169L168 112H167V110H165V109H163V108H161V106H159V105H157L156 103V105L157 106H159V108L157 109V110H155V108H154V106H153V108H154V111H153V109L151 108V105H150V103H149V101H152L153 99H154V101H155V98H158L159 96H157L156 97V95H157V93L161 90V89H163L164 87V84H163V82H165V84H166V82L168 81V79H167V81H162V79L165 77H163V78H161L160 77V75H159V72H158V70H159V68L160 67H158V69H156V67L157 66H155V69L151 66L152 65V63H153V61H151V62H149V59H150V57L152 56V54L154 55V54H156V55H161L162 56V53H164L165 51H164V49H166V46H167V44H168V42H169V40L172 38V37H174L176 34H180V33H177L178 32V30L182 33V29H178L177 28V26L175 27V28H177V29H171ZM185 28V27H184ZM188 28V27H187ZM190 28V27H189ZM6 29H4V31L6 30ZM14 29V28H13ZM21 29V28H20ZM24 29H26V27L24 28ZM69 29V28H68ZM130 29V28H129ZM149 29V28H148ZM157 28L155 27V30H156ZM164 29V28H163ZM186 29V28H185ZM197 29V28H196ZM195 28L193 29V30H196ZM199 29V28H198ZM67 29H65V31H66ZM114 30V29H113ZM131 30V29H130ZM133 30V29H132ZM139 30H141V29H139ZM173 30V31H172ZM1 31V34L3 33ZM8 31V30H7ZM11 31V30H10ZM25 31V30H24ZM102 31V30H101ZM119 31V30H118ZM123 31H124V29H123ZM122 31V32H123ZM157 31V30H156ZM160 31H161V29H160ZM13 32H14V30H13ZM17 32V31H16ZM59 32V31H58ZM103 32V31H102ZM105 32H106V30H105ZM126 32V31H125ZM184 32H186L185 30H184ZM15 33V32H14ZM18 33V32H17ZM56 33H57V30H56ZM97 33H99V32H97ZM96 33V34H97ZM115 34H116V32H114ZM118 33V32H117ZM155 33V32H154ZM187 33V32H186ZM186 33H183V34H186ZM5 34V33H4ZM10 34V33H9ZM55 34V33H54ZM64 34V33H63ZM62 34V35H63ZM95 34V35H96ZM110 34V33H109ZM203 34V35H204ZM15 35V34H14ZM25 35V34H24ZM23 35V36H24ZM36 35V34H35ZM95 35H93V36H95ZM98 35V34H97ZM103 35V34H102ZM187 35H189V34H187ZM10 36V35H9ZM108 36V35H107ZM122 36V35H121ZM150 36H152L153 37V39L150 37ZM178 36V35H177ZM180 37L181 36H183V35H179ZM0 37H4L3 35L1 36L0 35ZM14 37V36H13ZM21 37V36H20ZM57 37V36H56ZM99 38V35L98 36H96V37H94V38H92V39H94L95 40V42H96V39L98 40V38ZM103 37V36H102ZM112 37V36H111ZM110 36H109V38H111ZM239 37V36H238ZM6 38V37H5ZM18 38H19V34H18ZM33 38V37H32ZM31 38V39H32ZM62 38V37H61ZM96 38V39H95ZM101 38V37H100ZM104 38V37H103ZM118 38V37H117ZM3 39V38H2ZM34 39H35V37H34ZM39 39V38H38ZM105 39V38H104ZM148 39V40H147ZM175 39V38H174ZM242 39V38H241ZM240 39V40H241ZM24 40V39H23ZM55 40H60V38L58 39H55ZM62 40H63V38H62ZM112 40V39H111ZM119 40V39H118ZM239 40V39H238ZM244 40V39H243ZM243 40H241V41H243ZM250 40V41H251ZM7 41V40H6ZM5 41V42H6ZM22 41V40H21ZM20 41V42H21ZM28 41V40H27ZM32 41V40H31ZM34 41V40H33ZM32 41V42H33ZM36 41V40H35ZM48 41H49V39H48ZM91 41V40H90ZM90 41L88 42V43H90ZM110 41V40H109ZM115 41V40H114ZM125 41V42H126ZM172 42L174 41L173 40V38H172V40H171ZM170 41V42H171ZM179 41V42H180ZM236 41V40H235ZM2 42V41H1ZM18 42V41H17ZM37 42L38 41H36V43L34 42V46H36L35 44H37ZM57 42V41H56ZM56 42H49V43H56ZM86 42V41H85ZM94 42V41H93ZM100 42H102V41H100ZM123 42V41H122ZM176 42V41H175ZM177 42H178V40H177ZM178 42V43H179ZM240 42V41H239ZM248 42H249V40H248ZM3 43V42H2ZM2 43L0 44V46L2 45ZM59 43V42H58ZM58 43H56V44H58ZM119 43V42H118ZM124 43V42H123ZM178 43H174V44H172V43H169L168 45H172V47L173 46H177V44ZM184 43V42H183ZM243 43V42H242ZM32 44H31V46H32ZM47 44V43H46ZM85 44V43H84ZM91 44H93V43H91ZM97 44V43H96ZM101 44V43H100ZM115 44V43H114ZM180 44H181V42H180ZM23 45V44H22ZM25 45H27V43L25 44ZM29 45V44H28ZM61 45H62V43H61ZM88 45V44H87ZM93 45H95V43L93 44ZM97 45H99V44H97ZM103 45V44H102ZM106 45V44H105ZM110 45V44H109ZM112 45V44H111ZM121 45V44H120ZM6 46V45H5ZM8 46V45H7ZM6 46V47H7ZM30 46V47H31ZM52 46H55L54 44L52 45ZM51 46V47H52ZM57 46V45H56ZM85 47L86 45H82L81 46V48H80V51H81V49H82V47ZM89 46V45H88ZM91 46V45H90ZM89 46V47H90ZM104 46V45H103ZM6 47H4V48H6ZM59 47H60V45H59ZM63 47V46H62ZM79 47H80V45H79ZM87 47V46H86ZM85 47V48H86ZM91 47H94V46H91ZM96 47V46H95ZM109 47V46H108ZM114 47H116V46H114ZM118 47V46H117ZM171 47V46H170ZM170 47H168V48H170ZM180 47H182V46H180ZM179 47V48H180ZM226 47V48H227ZM230 47V46H229ZM18 48V47H17ZM26 48H27V46H26ZM32 48V47H31ZM55 48V47H54ZM68 48V47H67ZM66 48V49H67ZM96 48H98V47H96ZM107 47H105V49H106ZM174 48V47H173ZM201 48H200V50H201ZM25 49V48H24ZM36 49V48H35ZM52 49H53V47H52ZM57 49V48H56ZM61 50H62V48H60ZM71 49V48H70ZM87 49V48H86ZM102 49V48H101ZM104 49V48H103ZM113 48L111 47L110 49H107V50H112ZM172 49V48H171ZM171 49H169V50H171ZM174 49H176V48H174ZM204 49V48H203ZM228 49V48H227ZM248 49H250V48H248ZM253 49H250V50H253ZM6 50H7V48H6ZM12 50V49H11ZM40 50V49H39ZM43 50V49H42ZM51 50V49H50ZM64 50V49H63ZM83 50H84V48H83ZM83 50H82V52L81 53H83ZM93 50V48H88V50H87V52L89 53V55H85V54H78L76 51H74V49L72 50L73 52H76L77 53V55H76V53L73 55V57H75V60L74 61H76V58H77V60H78V62L77 63H80V64H88V62L86 63L85 61H87V59H91V57H92V55L94 54L93 52H90V51H92ZM106 50V51H107ZM177 50H178V46H177ZM180 50H182V48L180 49ZM184 50V49H183ZM182 50V51H183ZM229 50V49H228ZM0 51H1V49H0ZM41 51V50H40ZM52 51V50H51ZM65 51V50H64ZM64 51H62L63 53H64ZM68 51H70V50H68ZM95 51V50H94ZM164 51V52H163ZM166 51H167V49H166ZM174 51V50H173ZM182 51H180V52H182ZM204 51V50H203ZM203 51H200L201 53H205V52H203ZM238 51H240V50H238ZM245 51V50H244ZM23 52V51H22ZM28 52V51H27ZM58 52V51H57ZM73 52H72V54H73ZM86 52V50L84 51V53H87ZM104 52V53H103ZM172 54H173V52L172 51H170ZM170 52H166V54H169ZM175 52V51H174ZM177 52V51H176ZM175 52V53H176ZM184 52H186V51H184ZM199 52V53H200ZM209 52H211V51H209ZM9 53H11V52H9ZM8 53V54H9ZM20 53V52H19ZM26 53V52H25ZM52 53V52H51ZM59 53V52H58ZM71 53V52H70ZM90 53H92L91 55H90ZM102 53V54H101ZM109 53V52H108ZM126 53H129V54H126ZM175 53H174V55H175ZM178 53V52H177ZM216 53V52H215ZM255 53V52H254ZM3 54V52L1 53V55ZM23 54V53H22ZM39 54V53H38ZM49 54V53H48ZM47 54V55H48ZM54 54V53H53ZM65 54V53H64ZM99 54H101V55H99ZM111 54V53H110ZM141 54L143 55V57H144V60L143 61H145L144 63H148L149 62V64H148V66H149V68H153L154 69V72L152 71L151 73H149L150 71L149 70H147L148 72V74H151V75H153L152 73H157L158 72V74L157 75H153V77L151 76V78L150 77H148L147 76V78L149 79V81H146V79H143L142 81H140L139 82V80H141L139 77L141 76V74L142 73H140V75L138 76V74H137V72H138V70H137V72L135 71L134 72V70L132 71V72H125V70L123 71L122 69H121V64H124L123 62H124V60L126 59V57H125V59H124V55H126V56H130V57H134L135 56V58H136V56H137V58L140 56L141 57ZM172 54H170L171 56H172ZM187 54V53H186ZM211 54H213V53H208V55H211ZM222 54V53H221ZM225 54H227V53H225ZM229 54V53H228ZM257 54V53H256ZM4 55V54H3ZM2 55V56H3ZM23 55H25V54H23ZM34 55H36V54H34ZM47 55H45V57H43V58H46V57H49V56H47ZM50 55H52V54H50ZM54 55H56V54H54ZM66 55H67V53H66ZM111 55H113V54H111ZM164 55V54H163ZM188 55V54H187ZM207 55V56H208ZM216 55H217V57H218V51H217V53H216ZM220 55V54H219ZM223 55H224V53H223ZM223 55H222V57H223ZM255 55V54H254ZM258 56H259V52H258V54H257ZM61 57V55H60V53H59V55L58 56H55V57ZM62 56H63V58H64V55L62 54ZM67 56H69V57H71L69 54L67 55ZM66 56V58H68L67 60H66V58H64L65 59V61H71V59H74V58H69V57H67ZM84 56H88V57H90V58H88L87 57V59H85L84 58ZM110 56V55H109ZM128 56V57H129ZM155 56V55H154ZM154 56H152V57H154ZM171 56H168V57H170L171 58ZM177 56V55H176ZM181 56H183V54L181 55ZM202 56V55H201ZM204 56V55H203ZM214 54H213V58H214ZM1 57V56H0ZM25 57V56H24ZM34 57V56H33ZM51 57V56H50ZM54 57V56H53ZM121 57H122V63H119V61H121L120 59H121ZM127 57V58H128ZM158 57V56H157ZM163 57H165V58H167L166 56H163ZM188 57V56H187ZM211 58H212V56H210ZM224 57H226L225 55H224ZM224 57H223V59H224ZM229 56H227V58H228ZM256 57V56H255ZM2 58H4V57H2ZM1 58V59H2ZM31 58V57H30ZM37 58V57H36ZM136 58V59H137ZM142 58V57H141ZM159 58H161V57H159ZM159 58H156V60H158ZM164 58V59H165ZM175 58V57H174ZM174 58H172V59H174ZM182 58V57H181ZM221 58V57H220ZM254 58V57H253ZM257 58V57H256ZM255 58V59H256ZM0 59V60H1ZM21 59H23V58H21ZM139 59V58H138ZM143 59V58H142ZM188 59H191V58H187V60ZM195 59V58H194ZM193 59V60H194ZM258 59V58H257ZM3 60V59H2ZM5 61H6V59H4ZM15 60V59H14ZM27 60V59H26ZM52 60V59H51ZM84 60V61H83ZM130 60H131V58H130ZM130 60H128L129 61V63H131V61ZM154 60V59H153ZM161 61H162V58L160 59ZM159 60V61H160ZM167 60V59H166ZM177 60V59H176ZM213 60V59H212ZM214 60H215V58H214ZM227 60V59H226ZM9 61V60H8ZM17 61V60H16ZM40 61H41V57H40ZM39 61V62H40ZM46 62V65H47V63L49 62L48 60H45ZM54 61V60H53ZM58 61V60H57ZM64 61V60H63ZM68 61V62H69ZM84 62V63H81V62ZM89 61H91L92 62V60H89ZM126 61V60H125ZM134 61H135V59H134ZM133 60H132V62H134ZM178 61V60H177ZM189 61V60H188ZM199 61H201V60H199ZM203 61V60H202ZM221 61H222V58H221ZM220 61V62H221ZM258 61V64L257 65H259V69L261 70V73H262V82H264V57H259V60H257ZM2 63H4L3 61H1ZM0 62V63H1ZM21 62V61H20ZM24 62V61H23ZM26 62V61H25ZM28 62V61H27ZM31 62V61H30ZM34 62V61H33ZM44 61H42L41 62V64H39V66L41 67V65L42 64H44L43 63ZM56 62V61H55ZM59 62V61H58ZM57 62V63H58ZM67 62V65L68 64H70V62L68 63ZM73 62V61H72ZM136 62H138V61H136ZM139 62H141V61H139ZM156 62H158V61H156ZM156 62H154L153 64H155ZM163 62V61H162ZM165 62V61H164ZM169 62V61H168ZM171 62V61H170ZM173 62H175V63H177V65H178V62H176V61H172L171 63H173ZM182 62V61H181ZM184 62V61H183ZM196 62V61H195ZM210 62V61H209ZM214 62V61H213ZM217 62V61H216ZM215 62V63H216ZM222 62H224V61H222ZM226 62V61H225ZM229 63H230V61H228ZM17 63V62H16ZM22 63V62H21ZM53 63V62H52ZM112 63V64H111ZM160 63V62H159ZM175 63H173V64H175ZM199 63H201V62H199ZM7 64V63H6ZM24 64V63H23ZM28 64V63H27ZM30 64H32V62L30 63ZM29 64V65H30ZM34 64V63H33ZM32 64V65H33ZM36 64H38V62L36 61ZM36 64H34V66L36 65ZM54 64V63H53ZM56 64V63H55ZM65 64V63H64ZM75 64V63H74ZM127 64H128V62H127ZM127 64H126V62H125V65L127 66ZM132 64V63H131ZM131 64H129V66L131 65ZM134 64V66L137 64H135V62L133 63ZM143 64V63H142ZM142 64H140V66L142 65ZM162 64V68H163V63H161ZM168 64V63H167ZM170 64V63H169ZM184 64V63H183ZM213 64V63H212ZM218 64V63H217ZM220 64V63H219ZM218 64V65H219ZM13 65V64H12ZM25 65V64H24ZM66 65V64H65ZM72 65V64H71ZM77 65V64H76ZM124 65V68L126 67ZM138 65V64H137ZM137 65H136V67H137ZM156 65V64H155ZM160 65V64H159ZM158 65V66H159ZM164 65H165V63H164ZM224 65V64H223ZM3 66V65H2ZM60 66H61V64H60ZM70 66V65H69ZM84 66V65H83ZM129 66H127V67H129ZM143 66V65H142ZM151 66V67H150ZM166 66V65H165ZM168 67H169V65H167ZM179 66V65H178ZM177 66V67H178ZM225 66H226V64H225ZM227 66H228V64H227ZM230 66V65H229ZM6 67H8V66H6ZM5 67V68H6ZM36 67V66H35ZM46 67V66H45ZM58 67H59V65H58ZM74 67V66H73ZM76 67V66H75ZM126 67V68H127ZM138 67H139V65H138ZM144 67V66H143ZM145 67H147V65L145 64ZM167 67V68H168ZM171 67V66H170ZM174 67V66H173ZM176 67V68H177ZM182 67V66H181ZM12 68V67H11ZM29 68V67H28ZM59 68H61V67H59ZM79 68V67H78ZM83 68V67H82ZM132 68V67H131ZM130 68V69H131ZM135 68V67H134ZM165 68V67H164ZM211 68H212V66H211ZM214 68V67H213ZM229 68V67H228ZM2 69V68H1ZM13 69V68H12ZM15 69V68H14ZM17 69V68H16ZM37 69V68H36ZM39 69V68H38ZM37 69V70H38ZM51 69V68H50ZM58 69V68H57ZM128 69V68H127ZM130 69H128V70H130ZM133 69V68H132ZM138 69V68H137ZM142 69H144V68H142ZM142 69H140V70H142ZM152 69V70H153ZM171 69V68H170ZM227 69V68H226ZM230 69H232L231 67H230ZM235 69V68H234ZM47 70V69H46ZM74 70H76V69H74ZM82 70V69H81ZM127 70V71H128ZM155 70H156V72H155ZM166 70H168V69H165V71ZM229 70V69H228ZM11 71V70H10ZM34 71V70H33ZM36 71V70H35ZM40 71L41 72H43L42 70H41V68H40ZM39 71V72H40ZM145 71H146V69H145ZM145 71H143V72H145ZM160 71V70H159ZM169 71V70H168ZM167 71V72H168ZM229 71H231V70H229ZM15 72V71H14ZM37 72V71H36ZM46 72V71H45ZM50 72V71H49ZM48 72V73H49ZM54 72V71H53ZM50 73V74H52V75H56V73ZM58 72V71H57ZM140 72V71H139ZM164 72V71H163ZM167 72H165V73H167ZM3 73V72H2ZM29 73V72H28ZM30 73H32L31 72V70H30ZM77 73L79 74V75H77ZM161 73V72H160ZM164 73V74H165ZM172 73H173V71H172ZM172 73H170L169 72V74H172ZM175 73H176V71H175ZM34 74H39L38 72L37 73H34ZM33 74V75H34ZM41 74V73H40ZM116 74H122L123 75V78H124V81H125V83L122 85L121 84V86L120 85H118V82H117V77H116ZM148 74H146V75H148ZM5 75V74H4ZM10 75V74H9ZM8 75V76H9ZM13 75V74H12ZM29 75H31V74H29ZM32 75V76H33ZM44 75V74H43ZM46 75V74H45ZM49 75V74H48ZM58 75V74H57ZM60 75V74H59ZM66 75H70V76H66ZM77 75V76H76ZM145 75V76H146ZM6 76V75H5ZM14 76L16 77L17 75H15L14 74ZM21 76V75H20ZM19 76V77H20ZM40 76V79H41V81H42V78H44V77H41V75H39ZM170 76V75H169ZM174 76H176V75H174ZM184 76V75H183ZM1 77H3V76H0V78ZM7 77V76H6ZM18 77V76H17ZM46 77H48V76H46ZM44 78V79H47V78ZM50 77V76H49ZM56 77V76H55ZM60 77H62V76H60ZM120 77V76H119ZM168 77V76H167ZM5 78V77H4ZM8 78H10V77H8ZM14 77H12V82H10V83H12V89H10V90H7V92H4V93H2V89L4 88L3 87V85L2 84H0V85H2V89H0V167L2 166L1 165V163L3 164L4 162L7 164V166H8V164L10 165L11 164V162H9V161H12V164L10 165V166H8V167H6V166H4L6 169L7 168H9V170L7 169V172H5L4 170H2V169H0V178H1V176L3 175V174H7L8 176H9V174L10 173H12V172H14V171H10V169L12 168V165H14L15 166V171L17 172V173H20L22 176H20V175H18V178H16V184H21V185H23V183H24V181L25 180H27V182H28V180L30 181V180H35L34 178H36L37 179V177L36 176H39V175H36L37 174V171L35 170L36 168L38 169V166L35 168L34 167V165H35V163L37 162H35L34 160L32 161V156L33 155H31V154H33L32 153V150H33V146H34V142L37 140L36 139V133L37 132H35L34 130V132H35V134H34V132H32L31 130V128H29L28 127V125L25 127V120H24V118H23V116H22V114H21V110L24 108V106H26L25 105V102L23 101V100H19V95H20V98H22V97H24V96H22L21 94V92L24 90V92H25V86H26V84H28V83H26L28 80H30V79H28V80H26V81H24V79H20L19 80V78H18V80L19 81H17V80H14L13 79ZM21 78H22V76H21ZM33 78V77H32ZM31 78V79H32ZM59 78V77H58ZM146 78V77H145ZM171 78V77H170ZM175 78V77H174ZM174 78H173V80H174ZM11 79V78H10ZM53 79H55L54 77H52V80ZM63 79H65V78H62L61 80H63ZM66 79H68V78H66ZM180 78H178V80H179ZM4 80V79H3ZM3 80H1L2 81V83H3ZM56 80H57V77H56ZM59 80V79H58ZM60 80V81H61ZM69 81H70V79H68ZM164 80V79H163ZM166 80V79H165ZM172 80V81H173ZM6 81V80H5ZM8 81H10V80H8ZM14 81H16V82H14ZM31 81V80H30ZM37 80H35V82H36ZM46 82H48V79L47 80H45ZM44 80H43V82H45ZM60 81H58V82H60ZM78 81V80H77ZM186 81V80H185ZM184 81V82H185ZM25 82V83H24ZM32 82H33V79H32ZM58 82H56L57 84H58ZM62 82V81H61ZM60 82V83H61ZM65 82H67V81H65ZM146 82H149V83H147L146 84ZM175 82V81H174ZM176 82H177V80H176ZM180 82V80L178 81V83ZM261 82V83H262ZM6 83V85H8V87H9V83H7V82H5ZM39 83H42V82H39ZM54 83V82H53ZM59 83V84H60ZM77 83V82H76ZM171 83V82H170ZM68 83H64L63 82V85H62V87H61V89H65L67 86H70ZM79 84V83H78ZM84 84V83H83ZM82 84V85H83ZM167 84H169V83H167ZM264 84V83H263ZM6 85H4V86H6ZM40 85V84H39ZM56 85V84H55ZM61 85V84H60ZM77 85V84H76ZM148 85V86H147ZM178 85V84H177ZM184 85V84H183ZM183 85H180V86H183ZM28 86V85H27ZM34 86V85H33ZM48 86V85H47ZM77 86H80V85H77ZM123 86V87H122ZM179 86V87H180ZM29 87V86H28ZM56 87H57V85H56ZM60 87V86H59ZM71 87V86H70ZM75 87V86H74ZM172 87V86H171ZM55 88V87H54ZM68 88V87H67ZM67 88L65 89V90H67ZM85 88V87H84ZM167 88H168V86H167ZM167 88H166V90H167ZM176 88H178V87H176ZM186 88V87H185ZM5 89H7V87H5ZM29 89V88H28ZM27 89V90H28ZM58 89V87L56 88V90ZM61 89H59L60 91H61ZM77 89V88H76ZM169 89V88H168ZM54 90V89H53ZM58 90V92H60ZM264 90V89H263ZM5 91V90H4ZM9 91V92H8ZM68 91V90H67ZM69 91H70V88H69ZM182 91V90H181ZM186 91V90H185ZM28 92V91H27ZM39 92V91H38ZM62 93H64L63 91H61ZM161 92V91H160ZM167 92H169V91H167ZM166 91H165V93H167ZM21 93V94H20ZM55 93V92H54ZM85 93H86V91H85ZM163 93V92H162ZM164 93V95H166ZM171 93V92H170ZM169 93V94H170ZM241 93H244V92H241ZM60 94V93H59ZM72 94V93H71ZM78 94V93H77ZM76 93H75V95H77ZM90 94V95H91ZM28 95V94H27ZM63 95V94H62ZM81 95V94H80ZM87 96L89 95V93L88 94H86ZM167 95H168V93H167ZM230 95V94H229ZM228 95V96H229ZM262 95V94H261ZM22 96V97H21ZM35 96H37V95H35ZM64 96V95H63ZM70 96V95H69ZM73 96V95H72ZM38 97V96H37ZM59 97H61V96H59ZM58 97V98H59ZM166 97V96H165ZM197 97V96H196ZM209 97V96H208ZM263 97V96H262ZM62 98V97H61ZM70 98V97H69ZM73 98V97H72ZM76 98L78 99V97L76 96ZM82 98V97H81ZM89 98V97H88ZM198 98V97H197ZM196 98V99H197ZM226 98H227V96H226ZM231 98V97H230ZM249 98V97H248ZM19 101H18V100ZM74 99V98H73ZM73 99L71 100V101H73ZM159 99H160V97H159ZM158 99V100H159ZM163 99H164V97H163ZM170 99V98H169ZM174 99V98H173ZM225 99V98H224ZM228 99V98H227ZM226 99V100H227ZM243 99V98H242ZM254 99H255V97H254ZM260 99V98H259ZM264 99V98H263ZM25 100V99H24ZM38 100H40V99H38ZM81 100V99H80ZM168 100V99H167ZM177 100V99H176ZM175 100V101H176ZM200 100V99H199ZM228 100H230V99H228ZM25 101H27V99L25 100ZM60 101V100H59ZM69 101V100H68ZM76 101V100H75ZM89 101H90V99H89ZM170 101V100H169ZM198 101V100H197ZM205 101V100H204ZM35 102V101H34ZM41 102V101H40ZM56 102V101H55ZM76 102H78V100L76 101ZM76 102H75V104H76ZM157 102V101H156ZM164 102V101H163ZM167 102V101H166ZM165 102V103H166ZM198 102H200V101H198ZM230 103H231V101H229ZM246 102V101H245ZM62 103H63V101H62ZM61 103V104H62ZM67 103V102H66ZM85 103V102H84ZM152 103V102H151ZM160 103V102H159ZM169 103V102H168ZM202 102H200V104H201ZM203 103V104H204ZM229 103V104H230ZM50 104V103H49ZM65 104V103H64ZM63 104V105H64ZM70 104V103H69ZM74 104V105H75ZM88 104H86L87 106H88ZM155 104H153V105H155ZM167 104V103H166ZM171 104H172V101H171ZM196 104H197V102H196ZM202 104V105H203ZM38 105H39V103H38ZM62 105V106H63ZM72 105V104H71ZM77 105V104H76ZM85 105V106H86ZM169 106H170V104H168ZM168 105H167V107H168ZM173 105V104H172ZM201 105V106H202ZM60 106V105H59ZM65 106V105H64ZM84 106V105H83ZM156 106V107H157ZM175 106H176V104H175ZM175 106H173L174 108H175ZM179 107H181L180 105H178ZM227 106V105H226ZM27 107V106H26ZM29 107H31V106H29ZM58 107V106H57ZM57 107H56V109H57ZM75 107V106H74ZM80 107V106H79ZM163 107V106H162ZM166 107V106H165ZM177 107V106H176ZM178 107V108H179ZM229 107V106H228ZM33 108V107H32ZM73 108V107H72ZM169 108V107H168ZM178 108H176L177 110H175L174 111V109H173V111H174V113L176 114V113H178V114H181L182 113V111L184 110V109H178ZM182 108V107H181ZM200 108V107H199ZM230 108V107H229ZM27 109V108H26ZM34 109V108H33ZM36 109V108H35ZM47 109V108H46ZM167 109V108H166ZM29 110V109H28ZM27 110V111H28ZM31 110V109H30ZM36 110H38V109H36ZM49 110H51V109H49ZM48 110V111H49ZM62 110V109H61ZM75 110V109H74ZM80 110V109H79ZM81 110V111H82ZM112 110V111H111ZM200 110V109H199ZM153 111V112H152ZM203 111V110H202ZM26 112V111H25ZM45 112V111H44ZM43 112V113H44ZM46 113V112H45ZM52 113V112H51ZM173 113V112H172ZM173 113V114H174ZM201 113V112H200ZM23 114H25V113H23ZM49 115H50V112L48 113ZM47 114V115H48ZM40 115V114H39ZM46 115V114H45ZM171 115V114H170ZM182 115V114H181ZM57 116V115H56ZM68 116V115H67ZM184 116V115H183ZM79 117V116H78ZM116 117H119V118H117V119H119L120 121H122V124H121V126H118L119 124L118 123H121V122H118L117 120V124L118 125H116L115 123V121L113 122L114 123V125H116V126H118V129H117V127L115 126H113L112 124L113 123H111L113 120H110L111 118L113 119V118H116ZM189 117V116H188ZM202 117V116H201ZM39 118V117H38ZM56 118H59V117H56ZM61 118V117H60ZM64 118H65V116H64ZM63 118V119H64ZM40 119H42L41 117H40ZM39 119V120H40ZM55 119V118H54ZM54 119H53V123H54ZM62 119V118H61ZM75 119V118H74ZM78 119V118H77ZM76 119V120H77ZM207 119H205V120H207ZM69 120V119H68ZM75 120V121H76ZM197 120V119H196ZM200 120V119H199ZM202 120H203V118H202ZM48 121V120H47ZM49 121H51V120H49ZM48 121V122H49ZM57 121H58V119H57ZM74 121V120H73ZM201 121V120H200ZM46 122V121H45ZM67 122V121H66ZM55 123H56V121H55ZM42 122L40 121L39 122V124H38V126H37V129L39 130L40 128H42L43 126H42ZM46 124H47V122H46ZM72 124V123H71ZM34 125V124H33ZM49 125V124H48ZM63 125V124H62ZM67 125V124H66ZM74 125V124H73ZM44 126H45V123H44ZM51 126V125H50ZM54 126H56V125H54ZM46 127V126H45ZM45 127H44V129H45ZM65 127V126H64ZM50 128V127H49ZM84 128V129H83ZM121 128V129H120ZM133 128V129H132ZM262 128H263V130H264V118H263V122H262ZM36 129V130H37ZM48 129V128H47ZM54 129V128H53ZM56 129V128H55ZM58 129V128H57ZM64 129V128H63ZM129 129H132V130H130L129 131ZM50 130V129H49ZM52 130V129H51ZM188 130H192V132H194V135H195V137H194V135H191V133H189V131ZM60 131H62V130H60ZM115 133H114V132ZM120 131H119V133H120ZM123 131H122V133H123ZM39 132V131H38ZM46 132V131H45ZM54 132V131H53ZM56 132V131H55ZM108 132H109V134H108ZM112 132V133H111ZM126 132V133H127ZM61 133V132H60ZM60 133H59V135H60ZM68 133V132H67ZM105 133V132H104ZM114 133V134H113ZM119 133H118V135H119ZM121 133V134H122ZM125 133V134H126ZM51 134V133H50ZM53 134V133H52ZM124 134V133H123ZM128 134H130V133H128ZM246 134V133H245ZM244 134V135H245ZM38 135V134H37ZM45 135V134H44ZM54 135V134H53ZM56 135H58V134H56ZM96 136H98V133L97 134H95ZM133 135H131V137L133 136ZM48 136V135H47ZM111 136V135H110ZM115 136V135H114ZM126 136H129V135H126ZM161 136H165V138L168 140V147H166V154L165 153H163V154H165V157H164V155L161 153V147L163 148V146H162V143L160 144V143H158L159 142V140L158 139H160L159 137H161ZM63 137V136H62ZM94 137V136H93ZM100 137L102 138V136L100 135ZM116 137L117 138H119L120 136H117V134H116ZM192 137H194V138H192ZM53 138H55V137H53ZM53 138L51 139V140H53ZM58 138V137H57ZM96 138V137H95ZM112 138H113V136H112ZM116 138V139H117ZM121 138H122V136H121ZM120 138V139H121ZM128 138V137H127ZM164 138V137H163ZM106 139H108V138H106ZM114 139V138H113ZM119 139V140H120ZM128 139H130V138H128ZM132 139H133V137H132ZM243 139V138H242ZM39 140V139H38ZM49 140H50V138H49ZM50 140V141H51ZM96 140H99V137H98V139H96ZM127 140V139H126ZM156 140H158V144L157 143H155L156 142ZM161 140H163V139H160V141ZM165 140V139H164ZM56 140H54V142H55ZM60 141V140H59ZM111 141V140H110ZM114 141V140H113ZM123 141H125V140H122V141H119V143H123L124 144V142ZM129 140H127V142H128ZM61 142V141H60ZM109 142V141H108ZM112 142V141H111ZM115 142V141H114ZM97 143H98V145H97ZM165 144H166V142H164ZM50 144H51V142H50ZM112 144H113V142H112ZM115 144H116V142H115ZM160 144V145H159ZM52 145H53V143H52ZM88 145V144H87ZM117 145V144H116ZM126 146H127V144H125ZM164 145V144H163ZM167 145V144H166ZM165 145V146H166ZM249 145V146H248ZM50 146V145H49ZM48 146V147H49ZM60 146H63V145H60ZM63 146V147H64ZM113 146H114V144H113ZM118 146H120V147H122V145H117V147ZM125 146V147H126ZM160 146V147H159ZM164 146V147H165ZM248 146V147H247ZM82 147H84V146H82ZM120 147H119V149H120ZM128 147V146H127ZM50 148V147H49ZM49 148H47V149H49ZM57 148H58V146H57ZM62 148V147H61ZM81 148V147H80ZM79 148V149H80ZM89 148V147H88ZM105 148V149H104ZM116 148V147H115ZM123 148H124V146H123ZM248 148V149H247ZM35 149H37V148H35ZM39 149V148H38ZM51 149H53V148H51ZM51 149H49V152H51ZM58 149H60V148H58ZM58 149H56L57 151H58ZM83 149V148H82ZM82 149H81V154L83 153V152H85V151H82ZM101 149H103V151H101ZM108 149H110L109 147H108ZM128 149V148H127ZM262 149V148H261ZM39 150H41V148L39 149ZM43 150V149H42ZM62 150H63V148H62ZM112 150L113 151H115L113 148H112ZM117 150V149H116ZM258 150H259V148H258ZM38 151V150H37ZM78 151V153H79V150H77ZM76 151V152H77ZM87 151V150H86ZM109 150H107V152H108ZM164 151H165V149H164ZM44 152V151H43ZM53 152V151H52ZM56 152V151H55ZM59 152V151H58ZM76 152H74V154L76 153ZM106 152V153H107ZM109 152H111V151H109ZM36 153H38V152H36ZM57 153V152H56ZM69 153V154H70ZM47 154H49V153H47L46 152V155ZM65 154H66V156H65ZM72 154V153H71ZM70 154V155H71ZM38 155V154H37ZM43 155V154H42ZM45 155V156H46ZM50 155V154H49ZM52 155V154H51ZM58 155V156H59ZM79 155H80V153H79ZM75 156V157H81V155L80 156ZM98 155H102V153H100V154H98ZM108 155V154H107ZM104 156L105 157H107L105 154H104ZM108 156H110V154L108 155ZM47 157H48V155H47ZM47 157H45V158H47ZM70 157V156H69ZM116 157H114V158H116ZM71 158H72V155H71ZM96 158H98V157H96ZM102 158V157H101ZM101 158H99V159H101ZM116 158V159H117ZM34 159H36V158H34ZM39 159V158H38ZM57 159V158H56ZM59 159V158H58ZM57 159V160H58ZM67 159V158H66ZM65 159V160H66ZM76 159V158H75ZM74 159V160H75ZM103 159V158H102ZM101 159V161H103ZM115 159V160H116ZM262 159H264V158H262ZM37 160V159H36ZM43 161L44 162V160L43 159H40L39 160V162L40 161ZM56 160V161H57ZM59 160H61V159H59ZM63 160V159H62ZM64 160V161H65ZM114 161V159L112 158V159H110V162L111 161ZM42 161H41V164H43L42 163ZM46 161V160H45ZM69 161H73V159L71 160V159H69ZM89 162V164H90V166L87 168V166H86V164H88V162ZM96 161V162H95ZM100 161V160H99ZM109 161V160H108ZM112 161V162H113ZM123 161V162H122ZM264 161V160H263ZM33 162H35L34 164H33ZM48 162V161H47ZM75 162V161H74ZM105 163L104 164H106V163H108V162H106V161H104ZM118 162H113V163H111V164H109V165H106V167H105V173L103 174V176H104V178H106L108 181H112L113 179H114V177H113V174L115 173L114 171H118V168H115V166H114V164L116 165V163H118ZM49 163V162H48ZM48 163H47V165H48ZM65 164V162H63L62 161V164ZM71 163V162H70ZM101 163V162H100ZM6 164H4V165H6ZM39 164V163H38ZM58 164V163H57ZM60 164V163H59ZM61 164V165H62ZM72 164V163H71ZM76 164H77V162H76ZM92 164V165H91ZM37 165V164H36ZM40 165V164H39ZM44 165V164H43ZM43 165H41V168H42V166ZM54 165V164H53ZM68 166H69V164H67ZM83 165H85L84 167H83ZM59 166V165H58ZM71 166V165H70ZM102 166H103V168H102ZM53 167H55V166H53ZM72 167V166H71ZM76 167H78L77 165H76ZM82 167V168H81ZM14 168V167H13ZM40 168V167H39ZM40 168V169H41ZM44 168V167H43ZM46 168V170H47V167H45ZM44 168V169H45ZM167 168V169H166ZM44 169H41V171H43ZM55 169V168H54ZM66 169V168H65ZM71 169V168H70ZM73 169V170H74ZM114 169H116V170H114ZM10 171V172H9ZM49 171V170H48ZM54 171V170H53ZM67 171V170H66ZM103 171V170H102ZM188 171V172H187ZM235 171V170H234ZM64 172H65V170H64ZM72 172V171H71ZM71 172H69L70 174L69 175H71L72 173ZM74 172V171H73ZM264 172V171H263ZM42 173V172H41ZM57 173H59V172H57ZM13 174V173H12ZM40 174V173H39ZM50 174H52V172L50 173ZM64 174V173H63ZM101 174V173H100ZM188 174H190L189 175V177L187 176ZM17 175V174H16ZM42 176L44 175V172H43V174H41ZM40 175V176H41ZM53 175V174H52ZM178 175V177L177 178H175V176H177ZM191 175V176H192ZM251 175H255V174H251ZM20 176V177H19ZM45 176V175H44ZM55 176H57V175H55ZM63 176V175H62ZM61 176V177H62ZM115 176V175H114ZM168 176H171V178L170 177H168ZM256 176V175H255ZM4 177H5V175H4ZM7 177V176H6ZM5 177V178H6ZM16 177V176H15ZM70 177V176H69ZM116 177V176H115ZM257 177V176H256ZM258 177H260V176H258ZM261 177H262V175H261ZM2 178H3V176H2ZM52 178V177H51ZM97 178V177H96ZM103 178V179H104ZM117 178H118V176H117ZM232 178H233V176H232ZM235 178V177H234ZM263 178V177H262ZM10 179H12L11 181H14L13 180V178H11V175H10ZM15 179V178H14ZM41 179H42V177H41ZM40 179V180H41ZM63 179V178H62ZM66 179V178H65ZM70 179H71V177H70ZM116 179V178H115ZM256 179V178H255ZM254 179V180H255ZM260 179V178H259ZM258 179V180H259ZM99 180V179H98ZM191 180V179H190ZM254 180H252V181H254ZM55 181H57V180H55ZM60 181H62V180H60ZM67 181V180H66ZM65 181V182H66ZM74 181V182H73ZM104 181H106V180H104ZM103 181V182H104ZM114 181V183L116 182L115 180H113ZM193 181V182H194ZM251 181V180H250ZM261 181V180H260ZM9 182V181H8ZM15 182V181H14ZM26 182V181H25ZM34 182V181H33ZM42 183H44V184H42V186L43 185H45V183L47 182V177L45 176L44 177V179H42V181H41ZM40 181H39V184L41 183ZM52 182V181H51ZM100 183H101V181H99ZM120 182V181H119ZM121 182H124V181H122L121 180ZM262 182V181H261ZM260 182V183H261ZM35 183V182H34ZM67 183V182H66ZM93 183H95V184H93ZM99 183V184H100ZM189 183V182H188ZM229 183V184H228ZM251 183V182H250ZM256 183H259L258 181L256 182ZM3 184V183H2ZM2 184L0 185L1 187H2ZM8 184V183H7ZM9 184H10V182H9ZM15 184V185H16ZM31 184V183H30ZM30 184H28V185H30ZM104 184V183H103ZM112 184H113V182H112ZM119 185L121 184V183H118ZM118 184H116V185H118ZM123 184V183H122ZM127 184V183H126ZM194 184V183H193ZM14 185V186H15ZM35 185V184H34ZM67 185H68V183H67ZM72 185V184H71ZM80 185V186H81ZM105 185V184H104ZM115 185V186H116ZM125 185V184H124ZM256 185V187H257V184H255ZM260 185V184H259ZM4 187H6V185H3ZM14 186H13V188H14ZM31 186H33V184L31 185ZM73 186V185H72ZM72 186H70V188H72ZM87 186H88V188H87ZM100 186V185H99ZM112 186H114V185H112ZM113 187V188H116V187ZM201 186V185H200ZM263 186H264V184H263ZM0 187V188H1ZM9 187H11V186H9ZM18 187H19V185H18ZM17 187V188H18ZM22 187H24V185L22 186ZM29 187V186H28ZM67 187V186H66ZM83 187V186H82ZM123 187V186H122ZM126 187V186H125ZM191 187V186H190ZM197 187V186H196ZM240 187V186H239ZM260 187V186H259ZM258 187V188H259ZM262 187V186H261ZM51 188H53V187H51ZM60 188V187H59ZM78 188V187H77ZM101 188H102V186H101ZM105 188V187H104ZM104 188H102V189H104ZM117 188H118V186H117ZM4 189V188H3ZM7 189H8V187H7ZM10 189V188H9ZM16 189V188H15ZM22 189V188H21ZM31 189V188H30ZM36 189V188H35ZM42 189V188H41ZM48 189V188H47ZM55 189V188H54ZM58 189V188H57ZM75 189V187L74 188H72V190H74ZM100 189V188H99ZM106 189V188H105ZM129 189V188H128ZM128 189H126V190H128ZM236 189H239V188H236ZM235 189V190H236ZM263 189V188H262ZM1 190H2V188H1ZM14 190V189H13ZM25 190V189H24ZM33 190V189H32ZM38 190H39V188H38ZM52 190V189H51ZM56 190V189H55ZM67 190V189H66ZM78 190V189H77ZM76 190V191H77ZM79 190H80V188H79ZM78 190V191H79ZM101 190V189H100ZM109 190V189H108ZM107 190V191H108ZM131 190H132V188H131ZM197 190V189H196ZM199 190V189H198ZM244 190V189H243ZM10 191V190H9ZM19 191H21V190H19ZM18 191V192H19ZM45 191V190H44ZM47 191V190H46ZM75 191V190H74ZM82 191V190H81ZM106 191V190H105ZM107 191H106V193H107ZM110 191H111V189L109 190V192H108V195H109V193H110ZM237 191H240V190H237ZM258 191V190H257ZM260 191V190H259ZM264 191V190H263ZM262 191V192H263ZM4 192V191H3ZM2 191L0 192V194L1 193H3ZM12 192V191H11ZM22 192V191H21ZM32 192H34V191H32ZM67 192H69V190L67 191ZM67 192H66V194H67ZM71 192V191H70ZM98 192H99V190H98ZM200 192V191H199ZM229 192V193H230ZM261 192V193H262ZM15 193V192H14ZM16 193H17V191H16ZM24 193V192H23ZM23 193H22V195H23ZM26 193V192H25ZM52 193H54L53 191H52ZM51 193V194H52ZM55 193H56V191H55ZM101 193V192H100ZM104 193L105 192H103V194L101 193V195L103 196L104 195ZM129 193V192H128ZM131 193V192H130ZM226 193V194H225ZM21 193H19V195H20ZM29 194H31V192H28V194L26 193V195L28 196ZM35 194V193H34ZM46 194V193H45ZM69 194V193H68ZM73 194V192H71V194L70 195H72ZM76 193L74 192V194L73 195H75ZM79 194V192L77 193V195ZM132 194V195H133ZM241 194V193H240ZM244 194V193H243ZM2 195V194H1ZM6 195V194H5ZM4 195V196H5ZM13 195V194H12ZM17 195H18V193H17ZM36 195H38V194H36ZM35 195V196H36ZM42 195V194H41ZM50 195V194H49ZM70 195H68L67 197H65V198H68ZM71 196V197H74V196ZM82 195H85L84 194V192H83V194ZM131 195V194H130ZM129 195V196H130ZM258 195V194H257ZM10 196V198H11V194L10 195H8V197ZM16 196V195H15ZM31 196V195H30ZM34 196V195H33ZM48 196V195H47ZM46 196V197H47ZM55 197L57 196V195H54ZM60 196V195H59ZM86 196V195H85ZM105 196L106 195H104V198H105ZM110 197L109 198H112V196H111V194L109 195ZM119 196V195H118ZM199 196V195H198ZM201 196V195H200ZM228 196H229V194H228ZM230 196H231V194H230ZM259 196V195H258ZM261 196L264 198V196L261 194ZM261 196H259V198L261 197ZM1 197V196H0ZM21 197V196H20ZM20 197H19V199H20ZM23 197V196H22ZM25 197V196H24ZM41 197H44V196H41ZM40 197V198H41ZM45 197V198H46ZM52 197V196H51ZM51 197H48V198H51ZM77 197V196H76ZM101 197V196H100ZM137 197V196H136ZM176 197V198H175ZM5 198H7L6 196H5ZM9 198V199H10ZM15 198V197H14ZM27 198V197H26ZM61 198V197H60ZM64 198V197H63ZM64 198V199H65ZM78 198V197H77ZM77 198H72L73 199V201L74 200H76ZM88 198H89V196H88ZM107 198H108V196H107ZM126 198L127 197H125V198H123V199H125V201H126ZM130 198V197H129ZM135 198V197H134ZM198 198V197H197ZM207 198V197H206ZM17 199V198H16ZM15 199V200H16ZM33 199V198H32ZM31 199V200H32ZM37 199V198H36ZM55 199V198H54ZM58 199V198H57ZM70 200H71V198H69ZM113 199H115L114 197H113ZM123 199H121V201H122V203H123ZM177 199H179V198H177ZM176 199V200H177ZM224 200H225V198H223ZM227 199V198H226ZM15 200H14V203H15ZM26 200V199H25ZM63 200V199H62ZM62 200H60V201H62ZM104 200V199H103ZM108 200V199H107ZM107 200H104V201H107ZM111 200V199H110ZM109 200V202H111ZM116 200V199H115ZM114 200V201H115ZM119 200H120V198H119ZM118 200V201H119ZM18 201V200H17ZM16 201V202H17ZM22 201H24V200H22ZM34 201V200H33ZM32 201V202H33ZM49 201H50V199H49ZM58 201V200H57ZM82 201V202H81ZM113 201V200H112ZM118 201H116V202H118ZM120 201V202H121ZM177 201H179V200H177ZM180 201L177 203V204H179L180 203ZM223 201V200H222ZM262 201V200H261ZM1 202V204H2V201H0ZM3 202H5V201H3ZM40 202V201H39ZM56 202V201H55ZM54 202V203H55ZM63 202V201H62ZM61 202V203H62ZM67 202V201H66ZM76 202H78V201H76ZM108 202V201H107ZM106 202V203H107ZM115 202V204H117ZM138 202V201H137ZM140 202V204H142ZM196 202V201H195ZM198 202H200V200L198 201ZM225 202V206H226V209H229V212L226 210H223V211H225V214H223V216H225L226 214L228 215L229 214V216H231L230 214H231V197H229V199L227 200V201H224ZM263 202V201H262ZM10 203V202H9ZM13 203V202H12ZM11 203V204H12ZM26 203V202H25ZM37 203V202H36ZM50 203V202H49ZM57 203V202H56ZM112 203V202H111ZM110 203V204H111ZM121 203V204H122ZM127 203V204H126ZM236 203V202H235ZM239 203V202H238ZM16 204V203H15ZM35 204V203H34ZM48 204V203H47ZM114 204V203H113ZM115 204H114V206H115ZM120 204V205H121ZM190 204H191V206H190ZM232 204H234V203H232ZM237 204V203H236ZM235 204V206H233V207H236L237 205ZM23 205V204H22ZM62 204H60V206H61ZM69 205V206H70ZM80 205V204H79ZM80 205V206H81ZM119 205V204H118ZM119 205V206H120ZM123 205V204H122ZM126 205H128V206H126ZM180 205V206H181ZM262 205V204H261ZM264 205V204H263ZM2 206V205H1ZM0 206V207H1ZM3 206H5V204L3 205ZM1 207V210H3V211H1L2 212V216H0V241L2 240L3 242L0 244V256H3V255H8V254H12L13 255V257H12V260H10V261H12V262H8L7 260H5V261H7V262H2L3 264H33V263H31L32 262V260H31V257L32 256H36V254H38L39 253V259H41V261H43L42 260V258H45V255L46 254H48V253H50L51 251H53V253H54V249H49L50 247L49 246H45L46 244L44 243L43 244V242L41 241L42 240V238H43V234H45L46 233V230L44 229V233H43V231H41V232H38L39 234H37V235H35L36 233H37V231H40L41 230V228H40V230H38L39 229V227L37 228V222L36 223H34L33 221V223L32 222H30L29 221V218H31L30 217V215L28 214V215H26V216H20V214L17 212H15L16 210H13V209H11V207L10 208H6V207H9V206H7L6 205V207ZM38 206V205H37ZM50 207H51V205H49ZM54 206V205H53ZM56 206V205H55ZM54 206V207H55ZM77 206V205H76ZM85 206V205H84ZM107 207L109 206V203H108V205H106ZM105 206V207H106ZM113 206V207H114ZM119 206H117L118 208H119ZM175 206V207H174ZM182 206V207H183ZM212 206V205H211ZM225 206H224V208L223 209H225ZM15 207V206H14ZM26 207V206H25ZM53 207V208H54ZM57 207H58V205H57ZM65 207V206H64ZM68 207V206H67ZM82 207V206H81ZM103 207H104V204H103ZM123 207V206H122ZM121 207V208H122ZM124 207L122 208V209H124ZM222 207H223V205L221 206V209H222ZM24 208V207H23ZM56 208V207H55ZM63 208V207H62ZM66 208V207H65ZM80 208V207H79ZM79 208H76V209H79ZM262 208H264V207H262ZM49 209V208H48ZM70 209V207L68 208V210ZM107 209V208H106ZM111 208H109V210H110ZM117 209V208H116ZM178 209H180V211H181V213L178 211ZM40 210V209H39ZM102 210H103V208H102ZM101 210V211H102ZM108 210V211H109ZM118 210V209H117ZM203 210H204V212H203ZM21 211V210H20ZM52 211V210H51ZM66 211H67V208H66ZM75 211V212H74ZM77 211H79V210H77ZM80 211H82V210H80ZM100 211V212H101ZM104 211V210H103ZM111 212L113 211V210H110ZM110 211L108 212V213H110ZM115 211V210H114ZM123 211V210H122ZM222 211V212H223ZM28 213H29V211H27ZM43 212V211H42ZM48 212V211H47ZM106 212H107V210H106ZM187 212V211H186ZM185 212V213H186ZM220 212H221V210H220ZM35 213V212H34ZM39 213V212H38ZM38 213H35V214H38ZM54 213V212H53ZM76 213H78V212H76ZM102 213V212H101ZM104 213V212H103ZM102 213V214H103ZM115 213V212H114ZM117 213H119V211L117 212ZM124 213V212H123ZM122 212H121V216L123 215V217L122 218H124V215H125V213L123 214ZM191 213V212H190ZM210 213V212H209ZM4 214V215H3ZM19 214V215H18ZM42 214V213H41ZM56 214V213H55ZM79 214V213H78ZM107 214V213H106ZM105 214V215H106ZM116 214V213H115ZM187 214V213H186ZM104 215V217H106ZM120 215V214H119ZM118 214L116 215V216H118V217H120ZM188 215V214H187ZM207 215H209V214H207ZM206 215V216H207ZM18 216H20L21 218H22V221H18L19 219H21V218H19ZM45 216V215H44ZM109 216L111 217L112 215H110L109 214ZM211 216V215H210ZM5 217V218H4ZM7 217V218H6ZM36 217V216H35ZM109 217V218H110ZM118 217H116V218H118ZM135 217V219H133ZM221 217V216H220ZM226 217H228V216H226ZM107 218V217H106ZM109 218H107V219H109ZM202 219L204 218H206L205 216H202L201 217ZM219 218V217H218ZM223 218V217H222ZM40 219V218H39ZM42 219V218H41ZM48 219V218H47ZM105 219V218H104ZM111 219H113V216L110 218V220ZM225 219V218H224ZM34 220V219H33ZM44 220V219H43ZM55 220V219H54ZM58 220V219H57ZM77 220V221H78ZM134 220H136V221H134ZM195 220V219H194ZM200 220V219H199ZM219 220V219H218ZM28 221H29V223H28ZM50 221V220H49ZM76 221V222H77ZM112 221V220H111ZM115 221V219L113 220V222ZM117 222L118 221H121V218H119L118 220H116ZM146 221L147 222H149L148 223V227L149 228H145V226L147 227V225H145V223H146ZM196 221V220H195ZM214 221V220H213ZM220 221V220H219ZM227 221V220H226ZM40 222H43V221H40ZM46 222H48V221H46ZM50 222H52V221H50ZM109 222V221H108ZM116 222V223H117ZM122 222V221H121ZM129 222V223H128ZM200 222H201V220H200ZM215 222V221H214ZM218 222V221H217ZM221 222V221H220ZM222 222H224V220H222ZM39 223V222H38ZM79 223V222H78ZM77 223V225H79ZM139 223H140V221H139ZM169 223V224H168ZM190 223H194V222H190ZM203 223V222H202ZM216 223V222H215ZM9 224H11L10 226H11V228H10V226H9ZM43 224H44V222H43ZM48 224H49V222H48ZM58 225L59 223H56L55 221H54V227H56L55 225ZM81 224V223H80ZM103 224V225H102ZM110 224H112V223H110ZM109 224V225H110ZM126 224V225H127ZM163 224L161 225V226H163ZM198 222H197V226H198ZM219 223H217V225L215 226V228L217 227L218 228V225ZM254 224V223H253ZM8 225V228L6 227ZM42 225V224H41ZM51 225V224H50ZM53 225V224H52ZM60 225V224H59ZM58 225V228L60 227ZM102 225V226H101ZM108 225V226H109ZM178 225H180V227L181 226H183V230H182V228H180ZM46 226V225H45ZM44 226V227H45ZM62 226V225H61ZM101 226V227H100ZM116 225H114L113 226V228L115 227ZM161 226H160V229H161ZM196 226V227H197ZM223 226V225H222ZM251 226V225H250ZM249 226V227H250ZM258 226V225H257ZM261 226V225H260ZM43 226H42V228H44ZM47 227H48V225H47ZM50 228H51V226H49ZM64 227V226H63ZM95 227H94V230H95ZM167 227V226H166ZM172 227V228H173ZM177 227H175V228H177ZM195 227V228H196ZM57 228V229H58ZM88 228V227H87ZM86 228V229H87ZM93 228V227H92ZM109 228V227H108ZM175 228L174 229H172V231L174 230L175 231ZM189 228V229H188ZM197 228H199V226L197 227ZM202 228V227H201ZM213 228H214V226H213ZM214 228V229H215ZM224 228V227H223ZM222 228V230H224ZM250 228H253L252 226L250 227ZM249 228V229H250ZM12 229H14V230H12ZM51 229H53V228H51ZM50 229V230H51ZM57 229H56V231H57ZM89 229V228H88ZM115 229V228H114ZM114 229H113V232H114ZM159 229V230H160ZM168 229H170L171 230V227H169ZM200 229V228H199ZM228 229V228H227ZM258 229H259V226H258ZM261 230H263L262 228H260ZM62 230V229H61ZM110 230V229H109ZM109 230H108V232H109ZM150 231L151 233H148L147 234V232L146 231ZM166 230V229H165ZM195 230V229H194ZM84 231V230H83ZM161 231H162V229H161ZM160 231V232H161ZM164 231V230H163ZM162 231V232H163ZM168 231V230H167ZM171 231V232H172ZM211 231V230H210ZM214 231V230H213ZM219 231H220V228H219ZM219 231H217L218 233H220ZM259 230H257V232H258ZM95 232V231H94ZM113 232H111V233H113ZM114 232V233H115ZM160 232H159V234H160ZM161 232V233H162ZM166 232V231H165ZM187 232H189V231H187ZM191 232L189 233V234H191ZM195 232H196V230H195ZM214 232H216V229H215V231ZM224 232H225V230H224ZM241 232V231H240ZM254 232H255V230H254ZM253 232V233H254ZM263 234H264V232L263 231H261ZM49 234H50V232H48ZM47 233V234H48ZM52 233V232H51ZM55 233H58L59 234V232H55ZM63 233V232H62ZM66 233H67V231H66ZM167 233V232H166ZM166 233H165V237L168 235V233L170 234V232H168L167 233V235H166ZM175 233V232H174ZM186 233V232H185ZM194 233V232H193ZM208 233V232H207ZM217 233V234H218ZM227 233V232H226ZM239 233V232H238ZM34 234V236H36V237H38V239L36 240V241H38V244H39V242L41 241V245L43 244L44 246H39L38 245V247H35V245H34V247H33V243H31V245H29V243H30V240H29V243L27 242L28 240V238L27 237H29L30 238V236L32 237V235ZM53 234H54V231H53ZM61 234V233H60ZM70 234H68L67 235V237L70 235ZM91 234H92V232H91ZM96 235H98L97 233H95ZM158 234V235H159ZM163 234V233H162ZM188 234V235H189ZM213 235H215L214 233H212ZM221 234V233H220ZM235 234V233H234ZM241 234H242V232H241ZM250 234H252V232H250ZM258 234H260V235H254V236H248L249 238H248V241H247V243H249V246H251L252 248H253V252H254V257L253 258H255V260H253V261H249V259H248V261L245 259L246 257H248V256H246L245 258L244 257H242V256H239V253H238V255H237V253L236 254H234V255H232L231 256V254H230V261H229V263L228 264H231V262L232 263H234V264H237V263H240V264H264V235L263 234H261V233H259L258 232ZM51 235V234H50ZM55 235V234H54ZM57 235V234H56ZM171 235V234H170ZM174 236H175V234H173ZM185 235V234H184ZM219 235V234H218ZM221 235H223V234H221ZM230 235V234H229ZM228 235V236H229ZM245 235V234H244ZM248 235V234H247ZM253 235V234H252ZM45 236L46 235H44V238H45ZM64 236H65V234H64ZM95 235H93V237H94ZM160 236V235H159ZM174 236H173V239L172 240H174ZM185 236H187V233H186V235ZM225 236V234L223 235V237ZM47 237V236H46ZM61 237V236H60ZM63 237V236H62ZM66 237V238H67ZM69 237H71V236H69ZM98 237H101L102 238V236H99L98 235ZM147 237V236H146ZM145 237V239H147ZM151 238V240L153 241V243L152 244H150V245H153L154 247H158L159 245L160 246H162V241H163V238L161 239L160 237H158L157 239H161V240H155V238L154 239H152L153 238V236L151 235L150 236ZM169 237V236H168ZM175 237V238H176ZM189 237V236H188ZM192 237V236H191ZM218 237V236H217ZM219 237H220V235H219ZM234 237V236H233ZM240 237V236H239ZM238 237V238H239ZM243 237V236H242ZM245 237H247V236H245ZM20 238H22L23 240L20 242ZM33 238H35V237H32V239ZM47 238H49V236L47 237ZM54 238V237H53ZM58 238V237H57ZM142 238V239H141ZM201 238V237H200ZM225 238V237H224ZM235 239H237L236 238V234H235V237H234ZM234 238H233V240H234ZM70 239V238H69ZM72 239H73V237H72ZM170 239V238H169ZM185 239V238H184ZM132 240V239H131ZM148 240H149V238H148ZM148 240H146V241H148ZM176 240V239H175ZM182 240H183V237H182ZM201 240H202V238H201ZM219 240H220V238H219ZM229 240V239H228ZM230 240H231V238H230ZM239 240H240V238H239ZM242 240V239H241ZM246 240H247V238H246ZM217 241H218V238H217ZM232 241V240H231ZM34 242V241H33ZM65 242H67V243H65ZM100 242V241H99ZM98 242V243H99ZM166 243H168L167 242V239H166V241H165ZM164 242V243H165ZM170 242V241H169ZM181 242V240L179 241V243ZM221 242V241H220ZM226 243L228 242V241H225ZM224 242V243H225ZM230 242V241H229ZM234 242V241H233ZM232 242V243H233ZM236 242L237 241H235L234 243H235V245H238V244H236ZM240 242V241H239ZM242 242V241H241ZM244 242V241H243ZM242 242V243H243ZM49 243V242H48ZM52 243H53V241H52ZM56 243V242H55ZM140 243V242H139ZM148 243H151V241H149ZM165 243V244H166ZM171 243V242H170ZM170 243H168V244H170ZM174 243V242H173ZM176 243V242H175ZM183 243H184V241H183ZM34 244H36L35 242H34ZM54 244V243H53ZM57 244V243H56ZM56 244H55V246H56ZM63 244H61V245H63ZM165 244H163L164 246H166ZM192 244V243H191ZM231 244V243H230ZM241 244V243H240ZM243 244H245V243H243ZM136 245V246H135ZM146 245V244H145ZM220 245H221V243H220ZM223 245V244H222ZM235 245H233V247L235 246ZM32 246V247H31ZM37 246V245H36ZM71 246V247H72ZM140 246L142 247V243H140ZM167 246H171V244L170 245H167ZM180 245H178V247H179ZM223 246H225V245H223ZM229 247H230V245H228ZM240 246V245H239ZM247 246V245H246ZM58 247H59V245H58ZM184 246H182V249H184L183 248ZM47 248H48V250H47ZM51 248H53V247H51ZM171 248H173V246L171 247ZM170 248V249H171ZM212 248V247H211ZM236 248V247H235ZM249 248V247H248ZM251 248V249H252ZM56 249V248H55ZM73 249V248H72ZM143 249V248H142ZM148 249H150V247L148 248ZM162 251H164L165 249L163 248V247H161L160 248ZM169 249V248H168ZM167 249V250H168ZM177 249V248H176ZM230 250V252L232 251L231 249L232 248H229ZM234 249V248H233ZM243 249V248H242ZM250 248H249V250H251ZM80 250V251H81ZM151 250H153L152 252L153 253H155L156 252V250H155V252H154V248L153 249H151ZM236 250H238V249H236ZM249 250L247 251V252H249ZM79 251V252H80ZM82 251H81V255H83V253H82ZM139 251H141L140 253H139ZM166 251V250H165ZM164 251V252H165ZM170 251V250H169ZM172 251H174V250H172ZM172 251H170V252H172ZM180 251H181V249H180ZM56 252H57V250H56ZM76 252H77V249H76ZM164 252H160L159 251V254L157 255V256H153L154 258H142L141 259V264H151V263H154V261L156 260V261H158L157 260V258L158 259H160V262H159V264H195V262L193 263L192 262V260H190V258H187L188 256H186V258L184 257H182L181 255H179V256H181L182 257V259L180 260H178V259H175L173 256L172 257H170L168 254H166V252L164 253ZM168 252V251H167ZM169 252V253H170ZM179 252V251H178ZM184 252V251H183ZM221 252H223V251H221ZM253 252H252V254H253ZM34 253H36V254H34ZM60 253V252H59ZM66 253V252H65ZM68 253V252H67ZM78 253V252H77ZM175 253V252H174ZM181 253V252H180ZM220 253V252H219ZM242 253V252H241ZM73 253L71 252V255H72ZM173 254V253H172ZM176 254V253H175ZM186 254H188V253H186ZM222 254V253H221ZM233 254V253H232ZM243 254V253H242ZM54 255H55V253H54ZM60 255V254H59ZM86 255V254H85ZM84 255V256H85ZM135 255V254H134ZM137 255V254H136ZM137 255V256H138ZM154 255V254H153ZM223 255H225V253L223 254ZM222 255V256H223ZM48 256V255H47ZM50 256V255H49ZM75 256V255H74ZM77 256V255H76ZM87 256V255H86ZM85 256V257H86ZM129 256V258H130V260H131V257ZM152 256V255H151ZM190 256V255H189ZM227 255H225V257H226ZM55 257H57V256H55ZM54 257V258H55ZM79 257V256H78ZM81 257V256H80ZM79 257V258H80ZM221 257V256H220ZM0 258H2V257H0ZM6 258V257H5ZM35 257H33L32 259H34ZM83 258V257H82ZM81 258V260H83ZM127 258H128V256H127ZM133 258V257H132ZM135 258V257H134ZM177 258V257H176ZM194 258V257H193ZM192 258V259H193ZM218 258V255H217V257L215 258V259H217ZM221 258H223V260H221V259H219V260H221V261H223V263H225L224 262V256L223 257H221ZM227 258V257H226ZM225 258V260H227ZM249 258H252L250 255H249ZM3 259H4V257H3ZM51 259V258H50ZM71 259V258H70ZM75 259V258H74ZM74 259H73V262H75L74 261ZM86 259V258H85ZM155 259V260H154ZM1 260V259H0ZM37 260V259H36ZM36 260H35V263H36ZM47 260V258L45 259V261ZM56 260V259H55ZM79 260V259H78ZM119 261V262H116V261ZM129 260V259H128ZM127 260V261H128ZM138 260H139V258H138ZM38 261V260H37ZM41 261H39V264L41 263ZM80 261V260H79ZM126 261V262H127ZM195 261V260H194ZM198 261V260H197ZM217 261V260H216ZM215 261V262H216ZM221 261H220V263H221ZM1 262V261H0ZM53 262H55V261H52V263ZM136 262V261H135ZM1 263V264H2ZM43 263V262H42ZM58 263V262H57ZM81 263H82V261H81ZM92 263V262H91ZM93 263H95V262H93ZM121 263H123V262H121ZM120 263V264H121ZM138 263V262H137ZM199 263V262H198ZM222 263V264H223ZM44 264V263H43ZM47 264V263H46ZM96 264V263H95ZM127 264V263H126ZM131 264H133V263H131ZM134 264H136V263H134ZM157 264H158V262H157Z\"/></svg>","mask_w":264,"mask_h":264}]
</instances>
